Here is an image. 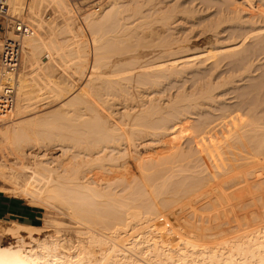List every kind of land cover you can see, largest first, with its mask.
<instances>
[{"label":"bare ground","instance_id":"obj_1","mask_svg":"<svg viewBox=\"0 0 264 264\" xmlns=\"http://www.w3.org/2000/svg\"><path fill=\"white\" fill-rule=\"evenodd\" d=\"M9 1V0H8ZM40 1H42V0H38L37 2L39 3ZM44 1V0H43ZM45 1H48V3L50 2L52 5H53V7L58 11V12H60V14H62V15H60V16H62V18H63V25L61 26L60 25V33H62L63 31V33H68L70 30H71V28L70 27H73L74 26V24L75 23H77L76 22V18H77V16H76V18H75V15L72 13V10H71V8H70V6H69V4H68V1L67 0H45ZM160 1V0H159ZM158 0H156V1H154V0H109V2H108V0H107V2H108V4L106 5V7H105V3L103 4L104 5V9H102V11L100 12V11H96V12H94V11H89V13H87L86 12V15L85 16H83L82 18L81 17H79L80 19H82V23H84L88 28H87V30H88V32L90 33H88V32H86V33H88L90 36H89V38L90 39H88L87 37H86V39H88L89 41H91L89 44H90V46L91 45H93V46H91V48H93L92 49V51L94 50H96L95 51V53H96V55L94 54V57L96 58V59H94V64H92L91 63V65H88L89 66V68L87 69L88 70V72H87V74H86V76L88 77L87 79H86V77H85V79L89 82L88 84L90 85H92V86H94V88H92V86H91V89L89 88V89H87L88 88V86H84L83 88L81 87V85L78 87V88H81V91H78V89L76 90V93H78V94H76L75 96H73L74 94L72 93V95L70 94V96H71V98H70V96H67L68 97V101L66 100V99H64L65 101H63L62 99H61V104L59 103L57 106H61L62 108H64L65 109V106H67L68 105V107L69 108H66L67 110L69 109V113L67 112L66 113V111L67 110H65V111H63V115L65 114V117H70L69 119H72L71 121H74L73 120V117H75V118H77L78 116H76V114H78V115H80V116H83V117H81L82 118V120L84 119V126H86V127H83V123H81V118H80V116H79V118H80V122L78 123V125L79 124H81V125H77V122L79 121H74V123L73 122H71L70 120L69 121H67L66 120V122H70V123H72L71 125H76L77 127H75V128H71L70 126V123H68L67 125H65L64 126V128H62V126L60 127V125H59V127H57V128H59V130H60V134H57V135H59V137H62V135L64 134V133H67L68 135H71V136H69L68 138L67 137H65L67 134H64L63 135V138H64V142L62 141V143L60 144L59 143V140H57V139H62V138H59V137H57V135H56V137L54 136H50V135H55L56 133H59L58 132V130H57V132L55 131L57 128H56V126H58V125H56V126H54L53 124L51 125L50 123H51V120H48V119H46V118H49L50 116H51V113L54 115V117H55V112L57 113V111H58V107H56V105H54L55 107H56V109L53 107V111H51V112H48L46 109H44L45 110V113L46 112H48L47 113V115H48V117H46L45 118V120H44V116L42 115V113L44 112L43 110V112L39 115V113L41 112H37L36 114H38V115H35V113H34V116L32 115V117H30V118H27V116H29V115H27L26 116V118H20L21 116H20V114H23L22 112L23 111H25L26 110V113H28L27 112V110L29 111L30 109H32V108H34L33 106H32V108L28 105V103H31V102H26V100L28 101V100H30V99H28L29 97L28 96H26L28 93H30V92H26V88H25V86L27 85L25 82V78L26 77H24L26 74H27V71L30 69V67L28 68V70L27 71H25L26 69L25 68H27V66H28V64L30 65V64H33L34 62H35V64H34V66H32L34 69L35 68H40V69H43V71H47L48 73H50L51 71V73L53 74L56 70L54 69L53 70V68H55V67H53V65H50V60H46V61H44V63H46L47 65V68L49 69H46V70H44L45 68H46V66L43 64V66L45 67V68H42V62L40 61V58H39V54H41V51H44V49H48L49 51H48V53L50 52V53H52L53 51H54V54H55V52H56V54H60L61 53V51L63 50V46L65 45V44H68V46H66L65 45V47L67 48H69V47H71V48H74L73 47V44H74V46H76V44H77V42H79L78 40L76 41V43L73 41V40H71L70 39V37H69V40L71 41V44L69 45V43H68V38H66V40H64V41H61V40H58V41H56L57 39L56 38H54V35H55V33H56V35H57V33H59V31L58 30H56L55 28H53V27H55V26H53V27H51L50 28V30H49V27H48V30L49 31H47L46 30V32H45V34L43 33V34H40V30L42 31V29H40L41 28V25H42V23L39 21V25L40 26H38L39 27V31H37V32H39L38 33V35L36 34L35 36L33 35V37L32 36H26L23 40V43H24V45H23V47H24V49H23V53H22V57H21V60H20V65H19V71H17V73H18V75L16 74V76H17V81H16V85H17V87H16V94H15V101H14V106H13V108H12V110L10 109V110H7L6 111V113H8V114H2V115H0V116H8L9 117V114L11 113V115H10V117H9V119H8V121H6L5 123H6V125L4 124V126H3V124H1L0 125V136L2 137V139H4L5 141L4 142H6V143H8V145L11 147V149H13V150H16L18 153H20V154H29V155H31L32 156V158H33V163H32V166H30L29 167V174H28V176L25 178L23 175H21V176H19V172L18 171H16V170H14L12 167H9V166H3V165H0V180H2L3 182H5L6 184H9L12 188H13V190H14V192H16L17 194H20V193H27V195L28 194H31L32 196L31 197H34V200L36 199V200H38V201H42V202H39V203H53V201H55V202H61L62 204H64L68 209H71V212L73 213L74 212V214L76 213L77 215H81V217L83 218V217H85L84 219H86V217L89 219H86V221H87V223H90L91 222V224L92 225H98L99 227L100 226H104L103 228H108V229H112L113 228V230L112 231H114V232H118V230L119 231H123V229H121V226L123 225L124 226V228L126 227V226H128V221L126 222V220L127 219H129L130 218V220L131 219H141V216L143 215V211H144V213L145 212H150L149 214H155V213H160L161 214V212L162 211H160L159 209H161L162 210V205H163V209L165 210V213L167 212V216L168 215H171V211L172 212H174V220H176V221H178V219H180V212L179 211H181L182 213H183V211L184 210H182V205H181V208H180V206L178 207L177 206V208L174 206V205H177V204H179L180 202L178 201V200H176V198L178 197V199H181V197H182V199H184L183 197H185V198H188L187 197V195H190V194H192V196H193V199H192V202H196V200H198L199 198H202V197H208V199H207V201H205L206 202V206L204 207L203 206V204H202V208L206 211H208V210H210L209 211V213H206V215L205 216H201V218L203 217V218H206V219H209V218H212L213 220H214V223L213 224H211L210 225V223H212V222H210L208 225H209V228H210V226H211V228H213L214 230H215V228H218L219 227V230H215L216 232H215V234H217L218 232H219V234H222L223 236H221V235H219L218 237H220L221 236V239H219L218 241H216L215 240V244H212V246H211V244H210V246H209V256H208V261L206 260V261H204V262H208V263H206V264H227V261H229L231 258H232V256H236V255H239L240 253H242V252H247L248 251V253H251V257H252V255H257L259 258H260V260H261V263H258V264H264V177H261V176H258V174H256V171H255V169L257 168V166H255V165H257L258 163H260V162H262L263 161V164H264V152H262L263 150L262 149H264V137H262L261 139L259 138L257 141L258 142H253V145H251L249 142V144H250V146L248 147V148H246L243 144L245 143V142H243V144H242V146H244V148L245 149H243V151L241 150L242 149V147H239L238 149H240V153H238V155H240L238 158H237V160L235 161V164H234V167L233 168H231V169H234L235 167H236V169L238 170V172L237 173H235V178H236V181L235 182H233L235 185L237 184L238 186H240V190H242V194L240 193L239 194V192L237 193V194H239V195H241V196H235L234 195V193H233V191L230 189V191H229V189H228V191L227 192H225V187L224 188H222V189H224V191H222V189L220 188V186H216V187H213L211 190H213V192L211 191V190H209L210 191V193H209V191L208 190H206V188H205V186H207L209 183H214L215 182V178H214V173L212 172V174H208L209 176L207 177V176H200V177H198L197 176V180L195 181V178H194V180H192V181H194V182H192L191 183V181H190V183L187 181V183H189V185H187V186H189L188 188L186 187V185H185V183H184V185H183V183H182V188H179L178 186L177 187H173V186H175V184L173 185V186H171V187H173V188H179L180 190H181V194L183 193V194H185V192H186V194H185V196H181L180 198H179V196L181 195H178L177 193H180V191H178L177 189H176V191H174L173 190V192L174 193H172V194H170L171 196H173V198H175L176 197V195H178L176 198H175V200L177 201V202H179V203H177V202H175V204L174 203H172L171 201V204H173L172 206H174L175 207V209H174V207H171L169 204H167V199H168V197L166 198V199H164V197L165 196H163L162 198V200H165V202L164 201H160V200H158V201H156L155 199H153V198H158L159 196H161V195H159L158 194V192H160V191H158L159 189L158 188H160L158 185H161V181H160V184H159V182H158V184L157 183H153V180L154 181H156L157 179L156 178H159L160 179V176L158 175L157 176V174H160V172L162 171V170H166V169H169V170H167L168 172H167V174L170 172V170H172V168L171 167H173V166H175L176 164H178V167H180L179 169H180V171H182V169L183 168H185V169H187V167L189 166L190 167V165L192 164L191 162H190V160L193 162V165H191L192 167L190 168V169H194V172L196 171L195 169H199V170H197L196 172L197 173H199V171H200V173H202V172H208L207 170L208 169H210V168H212V167H210V161H211V157H212V151L214 150V148H212L213 150L211 151V149H210V147H208L207 145H202L201 146V148H199V149H197L196 148V150L195 151H192L191 149L192 148H190V150H187V151H191V152H188L186 155H189L188 156V158H187V156L185 155V154H183V151H184V149H183V151H181V150H179L180 152H182V153H180L179 155L177 154V155H175V151H174V153H173V155L175 156H173V155H169V154H167V152L165 153V154H167L166 156H170V157H172L171 158V160H174V164L172 163V161H169V156H168V158H166V156L165 157H163V158H166L167 160H168V162H167V160L165 159H162L161 157L163 156H161L160 158L162 159V163H158V164H156V162H154V161H152L153 162V164H156L155 166H150V162L151 161H147L148 162V164H149V166H147L148 164H146V162H144V165H145V167H146V171L144 170V169H142L143 167L142 166H144L143 164H142V166H141V164H138V163H136V165H134V166H136L137 167V170H135V171H140V172H142V173H140V175L142 174V176H140V179L138 178V181H139V183L140 182H142L143 183V185H138V183H135V184H137L138 186H137V188H139V186H140V188L139 189H137V190H135L136 189V185L134 186L135 188L133 189L134 190V192L133 191H131V190H128L129 192H128V194H127V191H126V194H124V193H122V194H124V195H122V194H118L117 192V194L118 195H116V193L114 192H110L109 190H111V191H113V188L112 189H107V192L106 191H104L105 190V188H103V187H101V184H100V182H97L96 183V181H94V180H91V178H90V175H87L86 173L87 172H89L90 171V165H92V166H94V167H92V168H95V166L98 164V166H96L97 168H100V169H105V168H107V167H109V165H114L115 166V164L117 165V164H123L124 162H125V155L127 154V152H128V148L130 147V145L131 144H133V147L134 148H138V146H139V144H138V146H137V143H139V142H137L136 141V139H140V140H143L142 138H146L147 136L149 137V135H154V136H157V137H159V136H164V135H166V132L167 131H169L170 129V126H169V123H168V121L170 122L171 120H172V118H173V120L175 121H173L172 120V123L171 124H173V123H177L176 122V120L178 121L179 120V123H180V121H181V124H185V120H187L186 118L184 119V117H183V119H181L182 117H180L181 115H183V113H182V111H183V109H181L179 112H177L176 111V106H177V103L179 104V103H181V102H176L177 100H176V98L177 97H175V99H174V97H172V96H170V97H172L171 99H172V101H173V99L175 100V101H173V102H176V105H174L173 104V102H172V104L174 105V108H172L173 107V105L172 106H170V104H169V106H170V110H168L167 112H165V110H166V107H167V109L169 108V106L167 105L168 104V102H170L169 100H171V99H169L168 97V99H167V104L166 105H163V104H165L164 102V100H166V99H164V100H161V99H159L160 97H163L162 95L161 96H159V98H158V96L157 97H152V96H148L150 93H147L148 92V90L147 89H140L141 88V86H140V90H138L137 89V87L135 88V86H138V85H135L134 86V84L137 82V79L135 80V76H139L140 75V79L142 80V78L144 79L145 78V76L149 79V81H155V82H153L152 83V85H153V87H154V83H156V81L157 82H159L158 84H160V82L162 81V79L164 78L165 79V77H169L173 72H172V68L171 67H173L174 68V64H173V66H168V64L167 65H165L164 66V64H165V62H168V60H169V64H171L172 65V61L173 60H171L172 58H171V56H173L174 54H177V52H178V50L180 49V50H182L181 48L182 47H185L186 45L185 44H183V43H181L182 41L177 37V38H175L174 36V24H175V22H176V24L179 22L178 20L180 19V17H181V19H180V21L182 20V19H185L187 16V14L186 13H189V14H193L194 12V10H193V8L192 9H190L189 10V8H187L186 6L184 7V6H182L181 4L179 5H175L174 6V8L173 7H171V8H169V5H168V3L166 4H164V5H162V0L160 1V5L159 4H157L158 2H159ZM212 1V0H211ZM224 1V0H223ZM230 1V0H229ZM228 1V2H229ZM232 1V0H231ZM230 1V2H231ZM236 1V0H235ZM239 2H240V0H238ZM243 1H245V0H243ZM247 1V3H249L248 5H249V7H247L248 9H244L242 6L245 4H243L241 7H242V10H240L241 8L239 7V8H236V4H237V1H236V4H235V9H233V7L232 6H234V5H232L231 6V4H229V9H230V6H231V8L232 9H228V8H226L227 9V13H228V15L226 16L225 15V12H220V11H218V12H220L221 14H220V16L221 17H218V18H216L214 21H212V23H210V25L209 24H205V25H208V28L204 25V26H202V28L203 27H206V29L205 28H201L202 30L201 31H203L204 30V33L206 32V31H212V33H214V36L213 37H210V36H212L213 34L212 33H210V34H212V35H210V36H208V35H206V38L208 37L209 39L211 38H215V39H217L218 37H217V35L216 34H218V33H220V34H218V36H220L221 35V32H223L222 31V29H221V31H220V25L222 24V22H224L225 23V21H228V22H231V21H234L236 24V27H239L240 28V32H241V34L240 35H238V37L240 36V38L238 39V40H240L241 42L242 41H244L245 39H249V37H253V38H255V37H259V38H261V39H263L264 38V36H258L257 35V33L258 34H260L261 32H262V30L264 29V8H262V6L260 5V4H256V1H254V0H246ZM260 1H262V2H264V0H260ZM20 2H21V0H10V7H11V5L14 7V5H16V6H19L20 5ZM37 2H36V4H37ZM163 2H165V1H163ZM184 2V1H183ZM229 2V3H230ZM232 2H234V1H232ZM231 2V3H232ZM258 2V1H257ZM19 3V4H18ZM21 3H23V2H21ZM41 3V2H40ZM49 3V4H50ZM182 3V2H181ZM190 3H192V2H190ZM201 3H203V2H201ZM235 3V2H234ZM36 4H32V6L33 5H36ZM44 4V3H43ZM157 4V5H156ZM177 4V3H176ZM208 4V3H207ZM227 3H224V5H226ZM238 4H240V3H238ZM262 4V3H261ZM46 5V4H45ZM52 5H50V6H52ZM73 5H76V4H73ZM162 5V6H161ZM189 5V4H188ZM196 5V4H195ZM221 6H222V4H220ZM219 5V6H220ZM241 5V4H240ZM264 5V4H263ZM22 6H23V4H22ZM22 6H20V8L22 7ZM27 6H29V4L27 5ZM159 6H161L162 7V9H160V10H164V8L166 9L167 8V6H168V8H167V10H165V11H163V12H161V14H160V16H158L157 15V13H156V15L154 14V10L156 9H159L160 7ZM171 6V5H170ZM192 6V5H191ZM226 6H228V4L226 5ZM26 7V6H25ZM29 7H31V6H29ZM39 8H40V4H39V6H38ZM37 7V8H38ZM84 7V6H83ZM91 7V6H90ZM134 7V8H133ZM210 7V6H209ZM238 7V6H237ZM246 7V6H245ZM15 8H17L18 9V11L20 10L18 7H14V9L13 8H11V9H13L12 11H16V12H18L17 10H15ZM33 8H35L37 11L38 10H40L39 8L37 9L35 6L33 7ZM76 8H79V7H76ZM101 8H103V7H101ZM143 8H146L145 10L146 11H149L148 12V15L146 16V15H144V12L145 11H143ZM195 8V7H194ZM204 8V7H203ZM222 8V7H221ZM225 8V7H224ZM28 9V8H27ZM42 9V8H41ZM94 9V8H93ZM218 9H219V7H218ZM22 10V9H21ZM29 10H31L30 8H29ZM77 10V9H76ZM128 10H129V12H128ZM11 11V12H12ZM24 11H26V10H24ZM32 11L33 10H31V11H29L28 13H26V14H28V16L31 14V16H32V14H33V16H34V14H35V10L33 11L34 13H32ZM150 11L152 12L151 14H149L150 13ZM192 11V12H191ZM197 11V10H196ZM195 11V12H196ZM217 11V10H216ZM225 11V10H224ZM9 12V11H8ZM15 12V13H16ZM20 13H22V14H25V13H23V12H21V11H19ZM77 13H78V11H76ZM127 13V16L128 17H125V15L123 14V13ZM156 12V11H155ZM160 12V11H159ZM199 12H201V11H199ZM245 12V13H244ZM37 13V12H36ZM39 13V12H38ZM181 14V16H179L180 14ZM244 13V14H243ZM11 14V13H10ZM14 14V13H13ZM22 14H20V15H22ZM85 14V13H84ZM147 14V13H146ZM159 14V13H158ZM185 16H184V15ZM202 14V13H201ZM219 14V13H218ZM150 15V16H149ZM155 15V16H154ZM24 16V15H23ZM152 16V17H151ZM159 18H158V17ZM191 16H193V15H191ZM35 17V16H34ZM134 18V21H136V20H139V21H141L142 19L143 20H145V18H147L148 17V22H149V19L150 20H152L153 21V23L154 24H156L155 22H159V21H157L158 19L162 22V24L160 23V29H161V31H166L168 28L171 30H167L168 32L167 33H171V37L169 38V36L170 35H164V33L165 32H161L160 31V29L159 28H156L155 26H157V25H155L154 27H155V29H159V31L160 32H156V31H158V30H156L155 31V29H153V28H149V27H151V26H149L148 27V24L149 23H147V21L145 20L144 22L143 21H141V24H137L139 27H142L143 29H144V27L146 28V29H148V30H145L144 29V31L146 32L147 31V34L144 32V31H142V34H141V37L142 36H144L145 34L146 35H148L147 36V38H149V37H157L160 33L162 34L161 35V37H163V35L165 36L164 37V39L162 38V39H160L159 37L160 36H158L157 38H159L158 40H159V42H157V44H155V43H153V44H155V46L152 44V43H150V45L152 46V47H156V48H150V49H148V47H149V43L148 44H143L142 43V45H140L141 44V42L140 41H137V43H135L134 44V42L133 41H135L136 42V40H131L130 38L131 37H129L127 40H130V41H128L127 43H126V41H125V43H123V45L121 46V48H123L124 50L126 49V50H130V52L132 53L131 55H132V57H130L131 55H130V52L129 51H127V53L130 55V56H128V54L126 55V53H124V52H126V50L124 51V52H122L123 50H121V48H120V46H118L117 48H118V51H111V49H114V48H109L110 49V51H107L108 53L107 54H110L111 52H113L112 54H114V52L115 53H118V52H120V53H118L117 55H119V56H117L116 54H114V55H112L113 57L114 56H117V57H112V59L111 60H108V61H103V60H101V58H102V56H104L102 59H107L106 57V53H105V51H103L104 52V54L105 55H101L100 56V52H99V50H101V48L104 50V48L106 47L105 45H108L109 44V42L111 43V39L110 38H112V40L114 39L115 40V37L117 38L116 40H120V39H122V38H120V39H118L119 37H120V35H121V37H122V34L123 33H125V34H128V36H131L132 35V33L131 32H128V29L130 30V28L132 27V26H130V28H128L127 29V27L126 26H128L130 23H127V24H124L126 21H131V20H133V18ZM154 17V18H153ZM155 17H156V19H155ZM188 17H190V15H188ZM187 17V18H188ZM195 17V16H194ZM25 18V17H24ZM23 18V19H24ZM27 18V17H26ZM37 18V17H36ZM123 18V19H122ZM126 18H129L128 20H126ZM130 18H132V19H130ZM193 18V17H192ZM32 19V18H31ZM121 19H122V21H121ZM125 19V20H124ZM141 19V20H140ZM190 19H191V17H190ZM203 19V18H202ZM44 20V19H43ZM77 20H78V18H77ZM119 20V21H118ZM155 20V21H154ZM194 20V19H193ZM208 20V19H207ZM120 21H121V23H120ZM151 21V22H152ZM178 21V22H177ZM184 21V20H183ZM182 21V22H183ZM191 21H192V19H191ZM30 22V21H29ZM38 22V21H37ZM211 22V21H210ZM41 23V24H40ZM52 23V22H51ZM79 23H81V22H79ZM124 24V25H126L125 27H124V25H122L123 26V28L121 29L120 28V30H118V28L119 27H121V26H119V24ZM142 23H143V26H140V25H142ZM146 23V24H145ZM33 24V23H32ZM55 24V23H54ZM78 24V23H77ZM83 24V25H84ZM134 24V23H133ZM151 25H152V23H150ZM153 24V25H154ZM159 24V23H158ZM175 24V25H176ZM183 24V23H182ZM227 24H229V23H227ZM80 25V24H79ZM79 25H78V32L80 31L79 29ZM111 27H110V26ZM136 25V26H137ZM145 25H147V26H145ZM184 25V24H183ZM235 25H234V27H235ZM48 26H50V24H48ZM107 28H106V27ZM135 26V25H134ZM162 26V27H161ZM177 26H178V24H177ZM176 26V27H177ZM179 26H180V24H179ZM232 26H233V24H232ZM231 26V27H232ZM35 27H36V25H35ZM75 27V26H74ZM82 27V26H81ZM167 29H166V28ZM175 27V28H176ZM197 27V26H196ZM227 27V26H226ZM37 28V27H36ZM70 28V29H69ZM76 28V27H75ZM103 28H105V29H107L105 32H104V30L105 29H103ZM115 28H116V30L118 31V32H121V31H123V29L125 30V28L127 29V30H125V31H127V32H121L122 34H120V33H118L116 30H115ZM133 28V27H132ZM200 28V27H199ZM222 28V27H221ZM47 29V28H46ZM103 29V30H102ZM108 29L110 30V33H107V31H108ZM111 29H112V31H111ZM163 29V30H162ZM166 29V30H165ZM186 29V28H185ZM61 30H62V32H61ZM76 30H77V28H76ZM75 30V31H76ZM98 30H100V31H98ZM115 30V31H114ZM134 30V29H133ZM136 30V29H135ZM206 30V31H205ZM224 30V29H223ZM259 30H261V31H259ZM72 31H73V29H72ZM82 31H84V30H82ZM132 31V30H131ZM170 31V32H169ZM173 31V32H172ZM176 31V30H175ZM210 31V32H211ZM36 32V31H35ZM99 32V33H98ZM101 32H103L105 35H103ZM114 33V34H112V33ZM116 32V33H115ZM77 33V32H76ZM131 33V35H129ZM145 33V34H144ZM200 33V32H199ZM203 33V34H204ZM256 33V34H255ZM78 34V33H77ZM82 34H83V32H82ZM99 34H100V36L101 37H99ZM109 34V35H108ZM118 34V35H117ZM192 34V33H191ZM262 34V33H261ZM260 34V35H261ZM62 35H64V34H62ZM69 35V34H68ZM110 36L111 35V37L109 38L108 36ZM112 35H114L113 37H112ZM188 35V34H187ZM255 37H254V36ZM263 35H264V33H263ZM84 36V35H83ZM103 36V37H102ZM124 36H127V35H124ZM123 36V37H124ZM178 36V35H177ZM9 37V36H8ZM57 37V36H56ZM106 37L107 38H109V39H106ZM132 37H133V35H132ZM140 36H139V38H141ZM146 37V36H145ZM182 37V36H181ZM204 39H205V37L204 36H202ZM235 37H236V35H235ZM48 38V39H47ZM105 40V42L103 41V39ZM134 38V37H133ZM138 38V37H137ZM143 38V37H142ZM146 38V39H147ZM165 38H167L166 39V41H165ZM231 38V37H230ZM237 38V37H236ZM256 38V39H257ZM258 38V39H259ZM56 39V40H55ZM61 39V38H60ZM85 39V40H86ZM101 39H102V41H101ZM135 39V38H134ZM169 39V40H168ZM185 39V38H184ZM203 39V40H204ZM209 39H206V40H208V42H209ZM234 39L235 38H233V41H234ZM260 39V40H261ZM68 40V41H67ZM106 40L108 41V43L106 42ZM114 40H113V42H114ZM122 40H124V39H122ZM125 40H126V37H125ZM138 40H141V39H138ZM149 39H147V41H148ZM150 40L152 41V40H157L156 38H154V39H152V38H150ZM161 40V41H160ZM162 40H164V42L162 41ZM183 40V39H182ZM196 40V39H195ZM202 40V39H201ZM235 40H237V39H235ZM264 40V39H263ZM263 40L262 41H259V42H257L256 44L254 43L253 45H252V48L253 49H255L256 47H258L257 45H261V43L262 44H264V42H263ZM87 41V40H86ZM121 41V40H120ZM145 41V40H144ZM181 41V42H180ZM185 41V40H184ZM57 42H59V43H57ZM66 42V43H65ZM88 42V41H87ZM87 42H85L84 40H82L79 44H77V46L74 48V50H70V48L67 50L66 48H65V50H66V54L63 52V54H65L66 56L67 55H70V53L72 54V53H74V56L76 55L77 56V54H79L80 56H82L83 54H85V52H86V48H88L86 45L88 44ZM105 43V44H102V43ZM112 42V43H113ZM124 42V41H123ZM143 42V41H142ZM146 42V41H145ZM154 42V41H153ZM163 42V43H162ZM214 42V41H213ZM212 42V43H213ZM216 42H217V40H216ZM216 42H214V43H216ZM240 42V43H241ZM111 43V44H112ZM114 43H116V45H121L120 43H118L117 44V42L115 41ZM113 43V44H114ZM139 43V44H138ZM190 43V42H189ZM210 43V42H209ZM223 43V42H222ZM242 43H245V42H242ZM250 43V42H249ZM126 46H125V45ZM136 44H138L139 46H136ZM159 44H161V46L159 45ZM204 44H205V42H204ZM221 44V43H220ZM226 44V43H225ZM72 45V46H71ZM115 45V44H114ZM113 45V47H115ZM146 45H148V46H146ZM156 45H159V47L160 48H158V46H156ZM193 45V44H192ZM101 46V47H100ZM103 46H104V48H103ZM127 47V48H125V47ZM134 46V47H133ZM145 46V48H147V49H142L143 47ZM150 46V47H151ZM189 46H191V45H188V46H186V47H189ZM233 46V45H232ZM261 46H263V48H264V45H261ZM129 47V48H128ZM132 47V48H131ZM136 47H138V48H136ZM185 47V48H186ZM226 47V46H225ZM228 47V46H227ZM62 48V49H61ZM98 48V49H97ZM107 48V47H106ZM105 48V49H106ZM141 48V49H140ZM233 48V47H232ZM231 48V49H232ZM56 49H58V50H60L61 49V51H58L57 52V50ZM116 49V48H115ZM131 49L133 50V49H135L133 52L131 51ZM177 49V50H176ZM225 49V48H224ZM223 49V50H224ZM51 50H52V52H51ZM56 50V51H55ZM70 50V51H69ZM88 50H89V48H88ZM91 50V49H90ZM89 50V51H90ZM108 50V49H107ZM117 50V49H116ZM155 50H158V51H156L157 53L159 52V55H160V53L162 52V55H160L161 57L163 56V55H165L166 56V58H164V57H162V59H161V57H160V59H158V57L157 58H154V57H152V56H150V53L152 52L154 55H155V57L156 56H158V54H156V52H155ZM176 50V51H175ZM187 50V49H186ZM209 50V49H208ZM228 50V49H227ZM248 50V49H247ZM67 51H69L70 53L68 54V52ZM210 51V50H209ZM208 51V52H209ZM221 51V50H220ZM230 51V50H229ZM252 51V50H251ZM88 52V51H87ZM102 52V53H103ZM110 52V53H109ZM155 52V53H154ZM176 52V53H175ZM260 52V51H259ZM49 53V54H50ZM94 53V52H93ZM121 53H124V55H126V56H121L120 57V55H121ZM164 53V54H163ZM178 53H185V51H182V52H178ZM210 53H211V51H210ZM217 53H218V51H217ZM233 53V52H232ZM247 53V52H246ZM49 54H47V55H49ZM53 54V53H52ZM55 54V55H56ZM63 54H60V55H62V56H64ZM187 54V53H186ZM185 54V55H186ZM245 54V53H244ZM243 54V55H244ZM46 55V54H45ZM54 55V56H55ZM59 55V56H60ZM78 55V58L80 57ZM111 55V54H110ZM144 55H146L147 57H151V59L152 60H154V59H157V60H160V61H156V62H154V64L155 63H158L157 65H161L162 63H164L163 64V66L161 67V68H159L158 69V71H154V73L155 72H160V74H157V73H155V74H157L156 75V77H150L149 75H147V70H145V72L143 71L142 73H143V75H141V74H137V73H135V74H131L132 73V71L131 70H135V69H140L139 67H143V65L144 64H146L148 61H150V62H152L153 63V61L151 60V59H147V57L145 58L144 57ZM153 55V56H154ZM183 55V54H182ZM184 55V56H185ZM53 56V55H52ZM71 56H73V54L72 55H70V57ZM106 56V57H105ZM142 56H143V61H144V59H145V61H144V63L142 62V60L140 59V58H142ZM177 55H174L173 57V59H175V58H177L176 57ZM180 56V55H179ZM184 56H182L183 58H185ZM238 56V55H237ZM260 56V55H259ZM61 57V56H60ZM65 57V56H64ZM83 57H85L84 55H83ZM87 57V56H86ZM110 57V56H109ZM187 57H188V55H187ZM238 57H240V56H238ZM237 57V58H238ZM242 57V56H241ZM245 57V56H244ZM50 57H47L46 59H49ZM82 58V57H81ZM93 58V57H92ZM164 58V59H163ZM188 58H190V57H188ZM198 58V57H197ZM196 58V59H197ZM51 59V58H50ZM55 59V58H54ZM109 59V58H108ZM129 59V60H128ZM180 58H178V60H179ZM187 59V58H186ZM240 59H242V58H240ZM53 59H51V61H52ZM76 60V59H75ZM82 60H84V58L82 59ZM82 60H80V61H82ZM129 62H128V61ZM131 60V61H130ZM171 60V61H170ZM177 60V59H176ZM182 61H183V59H181ZM185 60V59H184ZM201 60V59H200ZM54 61V60H53ZM57 61H59V60H57ZM62 60H60V62H61ZM65 61V60H64ZM64 61H62V63L64 62ZM92 61H93V59H92ZM105 62L106 64H105V66H107V67H109L110 69H112L111 71H108V70H110L109 68L108 69H106V71L104 72V70H105V68H107V67H103V69L104 70H101L100 71V67H102V65H104V63L103 62ZM175 61V60H174ZM50 62V63H49ZM79 62V61H78ZM86 62V60L84 61V63ZM148 63V64H152V63ZM176 62V61H175ZM185 62V61H184ZM183 62V63H184ZM187 62V61H186ZM189 62H190V59H189ZM188 62V63H189ZM201 62V61H200ZM49 63V64H48ZM62 63H59L60 65L62 64ZM103 63V64H102ZM187 63V64H188ZM51 64H53V62L51 63ZM82 64H83V61L81 62V66H82ZM147 64V65H148ZM176 64V63H175ZM200 64H202V63H200ZM50 65V66H49ZM58 65V64H57ZM84 65V68L83 69H85V67H86V65L85 64H83ZM156 65V64H155ZM199 65V64H198ZM203 65V64H202ZM53 68H52V67ZM178 66V65H177ZM31 67V68H32ZM83 67V66H82ZM145 67H147V66H145ZM51 68V69H50ZM168 68L169 69H172L171 70V74H167V73H170V70L168 71ZM184 68H185V66H184ZM25 69V70H24ZM57 69V68H56ZM82 69V70H83ZM149 69H151V68H149ZM176 69V68H175ZM194 69V68H193ZM69 70V69H68ZM75 70V69H74ZM81 70V71H82ZM86 70V71H87ZM133 70V71H134ZM142 70V69H141ZM154 70H157V69H154ZM178 70V69H177ZM180 70H182V69H180ZM186 70V69H185ZM190 70V69H189ZM131 71V73H128V72H130ZM151 71V70H150ZM166 71H168V72H166ZM176 71V70H175ZM83 72V71H82ZM81 72V73H82ZM134 72H136V71H134ZM165 72V73H164ZM247 72V71H246ZM50 73V74H51ZM79 73V72H78ZM138 73H140V72H138ZM176 73H177V71H176ZM178 73H179V71H178ZM46 74V73H45ZM50 74L48 75L49 77H51L50 76ZM51 74V75H52ZM83 74H84V72H83ZM95 74V75H94ZM103 74H105V75H108V77L107 78H104L103 77ZM137 74V75H136ZM175 74V73H174ZM182 74V73H181ZM215 74V73H214ZM104 75V76H105ZM110 75L112 76V77H110ZM38 76V75H37ZM43 76H45V75H43ZM101 76V77H100ZM142 76H144V77H142ZM154 76V75H153ZM231 76V75H230ZM47 77V76H46ZM65 77V76H64ZM80 77V76H79ZM180 77V76H179ZM0 78H1V70H0ZM48 78V77H47ZM57 78V77H56ZM56 78L54 79L53 77H51L50 79L52 80V79H54L55 81H56ZM81 78H82V76H81ZM137 78V77H136ZM154 78H156V79H154ZM211 77L209 76H207V79L206 78H204V79H206V81L203 83V84H201V82L197 85V88L195 89V90H197L198 92H196V94L197 93H200V96H199V99H201V97H204V98H208L210 95H211V92H212V90H214L213 88H214V82L212 81V78L210 79ZM35 79H37V78H35ZM85 79H84V82H85V84H86V81H85ZM167 79V78H166ZM203 79V78H202ZM46 80H48V79H46ZM53 80V81H54ZM57 80H58V78H57ZM70 80V79H69ZM131 80H134V81H131ZM28 81V80H27ZM49 81V80H48ZM62 81H63V79H62ZM75 81V80H74ZM145 81V79L144 80H142V82H144ZM201 81V80H200ZM47 82V81H46ZM83 82V81H82ZM83 82V83H84ZM130 82H132L131 84H130ZM134 82V83H133ZM197 82V81H196ZM29 83V82H28ZM45 83V82H44ZM57 83V82H56ZM59 83V82H58ZM82 83V86L83 85H85V84H83ZM138 83H141V81H139ZM147 83H149V82H147ZM1 84H2V82H1V80H0V87H1ZM30 84V83H29ZM28 84V85H29ZM63 84V83H62ZM143 84H145V83H143ZM40 85V84H39ZM47 85V84H46ZM54 85H55V83H54ZM146 85V84H145ZM148 85V84H147ZM149 85H151V84H149ZM56 86V85H55ZM159 86V85H158ZM262 86V85H261ZM57 87V86H56ZM62 87V90H64V89H66L65 87L63 88V86H61ZM60 87V88H61ZM95 87H98V88H95ZM149 87V86H148ZM30 88V87H29ZM33 88V87H32ZM58 88V87H57ZM84 88H85V90H84ZM143 88V87H142ZM150 88V87H149ZM162 88V87H161ZM34 89V88H33ZM33 89H30V90H33ZM42 89V88H41ZM53 89V88H52ZM56 89V88H55ZM68 89H70V88H68ZM67 89V90H68ZM83 89V90H82ZM157 89V88H156ZM163 89V88H162ZM256 89V88H255ZM29 90V89H28ZM80 90V89H79ZM87 90H92V91H88L87 92ZM152 90V89H151ZM194 90V89H193ZM192 90V91H193ZM34 91V90H33ZM32 91V92H33ZM70 91L72 92V90L70 89ZM74 91H75V89H74ZM159 91V90H158ZM184 91V90H183ZM35 92H36V90H35ZM61 92H63V93H65L64 91H61ZM70 92V93H71ZM194 92V91H193ZM192 92V93H193ZM27 93V94H26ZM34 93V92H33ZM63 93H59L58 94V92H57V94H58V96L56 97V98H59ZM69 93V90H68V92H66L65 94H68ZM75 93V92H74ZM184 93H186V92H184ZM183 92H181L180 94H179V100H182L181 99V97L182 96H185V95H182V94H184ZM191 93V94H192ZM56 94V95H57ZM64 94V95H65ZM147 94V95H146ZM163 94V93H162ZM165 94V93H164ZM190 94V95H191ZM194 94V93H193ZM192 94V95H193ZM196 94H195V96H196ZM55 95V94H54ZM64 95H62V96H64ZM166 95H167V93H166ZM170 95V94H169ZM191 95V96H192ZM29 96H30V94H29ZM36 96V95H35ZM53 96V95H52ZM72 96H73V98H72ZM177 96V95H176ZM28 97V98H27ZM32 97V96H31ZM165 97V96H164ZM186 97V96H185ZM36 98V97H35ZM70 98V99H69ZM188 98V97H187ZM192 98V97H191ZM210 98H212L211 96H210ZM32 99V98H31ZM195 99V98H194ZM198 99V100H199ZM79 100V101H78ZM161 100V101H160ZM186 100H188V99H186ZM191 100V99H190ZM196 100V99H195ZM208 100V99H207ZM76 101V102H75ZM77 101L79 102V104L81 103V105H79L78 103H77ZM193 101V100H192ZM201 101V100H200ZM202 101H203V98H202ZM205 101V100H204ZM210 101V100H209ZM170 102V103H171ZM189 102V100L187 101V103ZM191 102V101H190ZM188 103V106H191V103ZM193 102H195V101H193ZM207 102V101H206ZM49 102H47V104H48ZM51 103V102H50ZM68 103V104H67ZM70 103H74L73 104V106H75V103L77 104L76 105V107H74L73 108V106H72V108H71V105L72 104H70ZM198 103H200V102H196V104L198 105ZM205 103V102H204ZM209 103V102H208ZM210 103H211V101H210ZM195 103H193V108H194V105ZM196 105V106H197ZM46 106V105H45ZM77 106H80V107H77ZM163 106H166L165 108H163ZM195 106V107H196ZM199 106H201V105H199ZM206 106V105H205ZM204 106V107H205ZM28 107H30L29 109H25V108H28ZM40 107H42V106H40ZM60 107V111L61 110H63L62 108ZM81 107H83V110H81L82 108ZM181 107H183V106H181ZM179 105H178V107L177 108H181ZM192 107V106H191ZM252 107V106H251ZM76 108H79V110L77 109V111H76ZM202 108V107H201ZM36 109H39V108H36ZM42 109V108H41ZM131 109H133V110H131ZM189 109V108H188ZM229 109V108H228ZM75 110V111H74ZM103 110H105L106 112H108L107 114L103 111ZM236 110V109H235ZM80 111V112H79ZM170 111H171V113H170ZM188 111V110H187ZM229 111V110H228ZM31 112H32V110H31ZM65 112V113H64ZM77 112H79V113H77ZM82 112V113H81ZM163 112L164 113H166L165 115L163 114ZM192 112H193V110H192ZM254 112H256V111H254ZM25 113V112H24ZM33 113V112H32ZM50 113V114H49ZM61 113V114H60ZM73 115H71V114ZM75 113V114H74ZM197 113H199V112H197ZM239 113V112H238ZM58 114L59 115H61L62 116V112H58L57 113V115L56 116H58ZM196 114V113H195ZM200 114V113H199ZM45 115V114H44ZM46 115V116H47ZM53 115H52V117L51 118H53ZM68 115H70V116H68ZM162 115H163V117H162ZM184 115H185V113H184ZM188 115V114H187ZM192 115V114H191ZM204 115V114H203ZM251 115V114H250ZM249 115V116H250ZM6 116V117H7ZM42 116V117H41ZM7 117V118H8ZM60 117V116H59ZM170 117H172V118H170ZM236 117V116H235ZM247 117V116H246ZM56 118V117H55ZM62 118H64L63 116H62ZM78 118V119H79ZM87 119V122H88V125H90L91 126V124H92V126L90 127V128H92V130H89L90 128L89 127H87L88 125H85V122H86V119ZM189 118V117H188ZM205 118V117H204ZM207 118H208V116H207ZM249 118H251V120H252V122H253V118L252 117H247V122H249ZM1 119V118H0ZM2 119H6V118H2ZM59 119V118H58ZM65 119V118H64ZM64 119H62V121L64 120ZM48 120V123L49 124H47V122H44V121H47ZM54 120H56V119H54ZM203 120V119H202ZM57 121H59V120H57ZM61 121V122H62ZM116 121L118 122V123H116ZM162 121V122H161ZM184 121V123H182ZM205 121V120H204ZM255 121V120H254ZM1 122V121H0ZM3 122V121H2ZM87 122H86V124H87ZM159 122V125H153V123H158ZM251 122V123H252ZM256 122V121H255ZM258 122V121H257ZM261 122V121H260ZM264 122V121H263ZM263 122H261L260 123V125L263 123ZM4 123V122H3ZM120 123V124H119ZM168 123V124H167ZM193 123V122H192ZM202 123H203V121H202ZM259 123V122H258ZM257 123V124H258ZM44 124H46V125H44ZM57 124H59V123H57ZM170 124V125H171ZM199 124H201V123H199ZM48 125L50 126H52V132H54V133H49L51 130V127L49 128L48 127ZM248 125H250V124H248ZM247 125V126H248ZM253 125H255V124H253ZM264 125V124H263ZM53 126L55 127L54 129H53ZM67 126H69V129L71 128L72 130H74L73 132H70L69 131V129L67 130V131H65L64 129L66 128H68ZM83 128H82V127ZM174 126V125H173ZM186 126V125H185ZM202 126V125H201ZM239 126V125H238ZM243 126H244V123H243ZM245 126H246V122H245ZM46 127L48 128V129H46ZM202 127H204V126H202ZM212 127V126H211ZM210 127V128H211ZM234 127V126H233ZM254 127V126H253ZM257 127V126H256ZM263 128V126H260V127H258V128ZM80 128H82L81 130H80ZM88 128V129H87ZM201 128V127H200ZM238 128V127H237ZM242 128V127H241ZM245 128H247V127H245ZM251 128V127H250ZM255 128V127H254ZM253 128V129H254ZM257 128V129H258ZM64 130L65 132H62V130ZM85 129H87L88 131H86ZM169 129V130H168ZM172 130H173V127L171 128ZM193 129V128H192ZM218 129V128H217ZM239 129V128H238ZM252 129V128H251ZM252 129V130H253ZM256 129V128H255ZM48 130H50V131H48ZM71 130V131H72ZM207 130V129H206ZM210 130V129H209ZM235 130V129H234ZM249 130V129H248ZM48 131V132H47ZM77 131H78V134H77ZM79 131H83L82 133L81 132H79ZM90 131H92V133H90ZM205 131V130H204ZM211 131V130H210ZM213 131V130H212ZM221 131V130H220ZM219 131V132H220ZM232 131V130H231ZM240 131V130H239ZM247 131V130H246ZM62 132V133H61ZM69 132L71 133V134H69ZM85 132H88V134L87 133H85ZM95 132V133H94ZM170 132V131H169ZM168 132V133H169ZM173 132V131H172ZM207 132V131H206ZM50 134L49 135V137L46 135L45 136V134ZM74 134V136H73V134ZM94 133V134H93ZM167 133V134H168ZM174 133V132H173ZM193 133V132H192ZM208 133V132H207ZM62 134V135H61ZM76 134H77V136H76ZM81 134V135H80ZM87 137V135L89 136V134H91L90 135V137H87V139L88 138H90L91 140L89 141L90 142V144L92 145V143H94V142H92V139H94L95 138V140H102V141H98V142H95V146H94V144L92 145V146H90V144L88 143L87 144V146L89 147H87L86 146V144H85V142L87 143V141H86V139H85V136ZM96 134V135H95ZM99 134V135H98ZM103 134V135H102ZM188 134V133H187ZM194 134V133H193ZM203 134V133H202ZM261 134H264L263 132L261 133ZM67 135V136H68ZM101 135V136H100ZM213 135V134H212ZM245 135V134H244ZM76 136V137H75ZM82 136H84V137H82ZM209 136V135H208ZM218 136V135H217ZM253 136V135H252ZM252 136L250 137H247L246 139H248V138H251L252 139ZM264 136V135H263ZM50 139H52V138H54V140H55V138H56V140L54 141L53 139V141L51 140V142H53V146H55V142L57 141V144H58V146H60L61 147V153L59 154V155H55V153L53 152V151H49L48 149H52L53 148V146H52V143H51V146H52V148L51 147H49L50 146V141L48 140V138ZM98 137V138H97ZM156 137V138H157ZM199 137H200V135H199ZM206 137V136H205ZM244 137V136H243ZM245 137H246V135H245ZM244 137V138H245ZM253 137H257L256 135L255 136H253ZM259 137V136H258ZM257 137V138H258ZM261 137V136H260ZM47 138V139H46ZM171 138V137H170ZM201 138H202V136H201ZM238 138V137H237ZM68 139V140H67ZM158 139V138H157ZM198 139V138H197ZM200 139V138H199ZM206 139H208L209 140V138H206ZM243 139V138H242ZM246 139H243V140H246ZM251 139H249V141L251 140ZM254 139V138H253ZM256 139V138H255ZM46 140H48L49 141V143H48V141H46ZM63 140V139H62ZM140 140H138V141H140ZM159 140V139H158ZM171 140V139H170ZM169 140V141H170ZM192 140H194V139H192ZM236 140V139H235ZM168 141V142H169ZM172 141V140H171ZM170 141V142H171ZM175 141V140H174ZM197 141V140H196ZM202 141V140H201ZM204 141V140H203ZM219 141V140H218ZM254 141V140H253ZM256 141V140H255ZM1 142H3V140L1 141ZM3 142V143H4ZM100 142H102V143H100ZM141 142V141H140ZM173 142V141H172ZM193 142H195V141H193ZM206 142V141H205ZM215 142V141H214ZM234 142V141H233ZM241 141H240V143H242ZM251 142V141H250ZM47 143H48V145H47ZM144 143V142H143ZM143 143H141V144H143ZM198 143V142H197ZM212 143V142H211ZM218 143V142H217ZM5 144V143H4ZM171 144V143H170ZM169 144V145H170ZM203 144H205V143H203ZM246 144V143H245ZM175 145V144H174ZM241 145V144H240ZM247 145V144H246ZM3 146V145H2ZM123 147L124 148V150H125V152H126V154H125V152L124 151H122V148L119 150V152L120 151H122V154H125L124 156H120V154H121V152H120V154L118 153V154H113L112 153V156L110 155H108L109 153H108V151H110V152H112L113 150H115V152L117 153V148L118 147ZM129 146V147H128ZM132 146V145H131ZM136 146V147H135ZM166 147H167V145H165ZM181 146V145H180ZM4 147V146H3ZM49 147V148H48ZM56 147H57V145H56ZM128 147V148H127ZM171 147V146H170ZM176 147V146H175ZM175 147H174V149H175ZM263 147V148H262ZM48 148V149H47ZM133 148V149H134ZM176 148H178V147H176ZM262 148V149H261ZM54 149V148H53ZM108 149V150H107ZM235 149V148H234ZM70 150H73V151H75V152H72L73 154H71V151ZM106 150H107V155H108V158H106L105 156V152H106ZM137 150V149H136ZM237 150V149H236ZM49 151V152H48ZM70 151V152H69ZM105 151V152H104ZM133 151V150H132ZM172 151V150H171ZM224 151H225V149H224ZM124 152V153H123ZM131 152V151H130ZM129 152V153H130ZM164 152V151H163ZM170 153V152H169ZM229 153V152H228ZM137 154V153H136ZM162 154V153H161ZM172 154V153H171ZM116 155H118V156H116ZM94 156V157H93ZM116 156V157H115ZM159 156V155H158ZM177 156V157H176ZM179 156V157H178ZM215 156V155H214ZM110 157V158H109ZM129 157H130V155H129ZM140 157V156H139ZM154 157V156H153ZM232 157H234V156H232ZM237 157V156H236ZM78 158V159H77ZM107 159L106 161H107V165L108 166H104L103 167V165H106L105 164V160L104 159ZM130 159V158H129ZM140 159V158H139ZM142 159V158H141ZM140 159V160H141ZM155 159V158H154ZM215 159V158H214ZM218 159V158H217ZM221 159V158H220ZM235 159V158H234ZM96 160V161H95ZM137 160V159H136ZM156 160V159H155ZM187 161L188 160V162H186V164L185 165H183V164H181L182 163V161L185 163V161ZM105 161V162H104ZM127 161V160H126ZM158 161H161V160H158ZM175 161H176V163H175ZM180 161V162H179ZM95 163V164H93V163ZM169 162H171V164L169 163ZM223 162V161H222ZM115 163V164H114ZM139 163H141V162H139ZM180 163V164H179ZM189 163H191L190 165H188ZM230 163V162H229ZM135 164V163H134ZM225 164V163H224ZM227 164V163H226ZM231 164V163H230ZM101 165H102V167H101ZM138 165H140L141 166V169L143 170H140V169H138V168H140V166L138 167ZM172 165V166H171ZM180 165V166H179ZM186 165H188V166H186ZM222 165V164H221ZM259 165V164H258ZM100 166V167H99ZM113 166V167H114ZM120 166V165H119ZM177 166V165H176ZM184 166V167H183ZM208 166L210 167V168H208ZM211 166H212V164H211ZM259 166H262L261 165V163H260V165ZM123 167V166H122ZM144 167V168H145ZM153 167H155V168H153ZM183 167V168H182ZM117 168V167H116ZM152 168V169H151ZM182 168V169H181ZM228 168V167H227ZM260 168V167H259ZM262 168H264V167H262ZM115 169V168H114ZM113 169V170H114ZM136 169V168H135ZM190 169H188V170H190ZM93 170V169H92ZM105 170H108V168L107 169H105ZM112 170V171H113ZM173 170H175V169H173ZM184 170V169H183ZM228 170V169H227ZM237 170H235L234 169V171L236 172ZM262 170V169H261ZM264 170V169H263ZM94 171V170H93ZM109 171H110V169H109ZM108 171V172H109ZM115 171V170H114ZM119 171V170H118ZM132 169H131V176H133L132 175ZM135 171H133V172H135ZM160 171V172H159ZM163 171V172H164ZM178 171V170H177ZM211 171V170H210ZM214 171V170H213ZM229 171H231V170H229ZM91 172V171H90ZM116 172V171H115ZM123 172V171H122ZM121 172V173H122ZM166 172V171H165ZM187 172V171H186ZM193 172V171H192ZM225 172V171H224ZM112 173H114V172H112ZM173 174L174 173H176V172H172ZM171 173V174H172ZM179 173V172H178ZM211 173V172H210ZM219 173H220V171H219ZM226 174L227 173H229V172H225ZM90 174V173H89ZM134 174V173H133ZM162 174V173H161ZM165 174V173H164ZM166 174V175H167ZM171 174H169V175H167L170 179L172 178V177H170V175ZM223 174V172L221 173V175ZM231 173H229V175H230ZM233 174H234V172H233ZM93 175V174H92ZM112 175V174H111ZM126 175V174H125ZM136 175H138L137 177H139V172L136 174ZM135 175V176H136ZM157 176L156 178L154 177V176ZM163 175V174H162ZM166 175H164V176H166ZM191 175V174H190ZM194 175H196V174H194ZM202 175V174H201ZM211 175V176H210ZM218 175V174H217ZM221 175L219 176V178L221 177ZM96 176V175H95ZM123 176H124V174H123ZM128 176V175H127ZM131 176L128 178L127 177V179L129 180V179H132L131 178ZM171 176H173V175H171ZM175 176V175H174ZM224 176H226V175H224ZM223 176V177H224ZM112 177H113V175H112ZM118 177V176H117ZM163 177V176H162ZM168 177H166V178H168ZM178 176H176V178H177ZM183 177V176H182ZM184 177H186V176H184ZM194 177H196V176H194ZM207 177V178H206ZM20 178H22V179H24L25 180V182L22 184V185H20L19 183H18V180L20 179ZM95 178V177H94ZM103 178V177H102ZM123 178H125V176L123 177ZM134 178H136V177H134ZM168 178V179H169ZM174 178V177H173ZM175 178V179H176ZM190 178V177H189ZM192 178V177H191ZM206 178V179H205ZM216 178H218V177H216ZM222 178V177H221ZM220 178V179H221ZM229 178V177H228ZM106 179V178H105ZM118 179V178H117ZM127 179H125V180H127ZM148 179H152L151 181H152V183L153 184H151V185H156L157 187H154L153 188V186H151V185H148V184H146L147 183V181L146 180H148ZM156 179V180H155ZM158 179V180H159ZM164 179H165V177H164ZM167 179V180H168ZM223 179V178H222ZM97 180V179H96ZM119 180H120V178H119ZM125 180H123L122 182H120V181H118V180H116V182L118 183H116L115 185L116 186H119V185H122V184H119V183H124V184H127V183H125ZM162 180V179H161ZM173 179H171V181H172ZM205 180H207V181H205ZM214 180V181H213ZM216 180H219V179H216ZM226 181H227V179H225ZM235 180V179H234ZM101 181V180H100ZM107 181H108V179H107ZM106 181V183H108ZM113 181V180H112ZM131 181V180H130ZM135 181V180H134ZM133 181V182H134ZM150 181V180H149ZM148 181V182H149ZM186 181V180H185ZM208 181H210V182H208ZM213 181V182H212ZM101 182H105V181H101ZM126 182H128V181H126ZM162 184H164V185H161V186H163L165 189H167L169 186H170V184L169 185H166L165 183H166V181H165V183H164V180H162ZM168 182V181H167ZM170 182V181H169ZM173 182V181H172ZM175 182H178L177 180H175L174 181V183ZM179 182H180V184H181V180L179 179ZM219 182V181H218ZM221 183H223L222 182V180L220 181ZM219 182V184H221ZM129 183V182H128ZM132 183V182H131ZM141 183V184H142ZM110 184H111V182H110ZM110 184L108 185V186H110ZM112 184H113V182H112ZM111 184V185H112ZM147 185V186H150L148 189H150V191H151V189H153L152 191H153V193H154V191H155V189H157L156 191H155V197H152L154 194H149V193H147V192H149V191H146L145 189V186L144 185ZM150 184V183H149ZM179 183H176V185H178ZM233 184V185H234ZM114 185V186H115ZM133 185H134V183H133ZM123 186V185H122ZM124 186H126V185H124ZM123 186V187H124ZM128 186V185H127ZM129 186H130V183H129ZM142 186H143V190L144 191H140L141 189H142ZM180 186V185H179ZM238 186L235 188L236 190H237V188H238ZM167 187V188H166ZM187 188V190L185 189V188ZM234 187V186H233ZM108 188V187H107ZM110 188V187H109ZM131 188V187H130ZM145 188V189H144ZM185 190H184V189ZM104 189V190H103ZM124 189V188H123ZM162 188H160V190H161ZM164 189V190H165ZM171 188H169V190H170ZM201 189H203L204 191H201V192H203L202 194H199V196H198V194L196 195V193L199 191V190H201ZM125 190V189H124ZM163 190V189H162ZM240 190H238V191H240ZM166 191H168V190H166ZM171 191V190H170ZM147 193L148 194V196L150 195L151 196V198L152 199H150V197L148 198V197H146L147 196V194H143V193ZM156 192H157V194L159 195H157L156 194ZM162 192V191H161ZM164 192V191H163ZM225 192V193H224ZM165 194H168V193H170V192H164ZM14 194V193H13ZM164 194V195H165ZM175 196H174V195ZM134 196V198H130V196ZM144 195H146L145 197H144ZM163 195V194H162ZM169 195V194H168ZM195 195V196H194ZM25 196V195H24ZM30 196V195H29ZM132 196V197H133ZM170 197V196H169ZM190 197H191V195H190ZM195 197V198H194ZM88 199V198H91V199H89V200H91L92 201V199H93V201H94V199L96 198V200H99L100 198H102L101 200L102 201H100L99 200V202H97V201H95V202H85V199ZM128 198H130V200L128 199ZM146 198V199H145ZM160 199H161V197H159ZM86 199V200H87ZM148 199H150V203H149V200ZM203 199V198H202ZM232 199V200H231ZM33 200V199H32ZM132 200H133V202H132ZM147 200V201H146ZM155 200V201H154ZM169 200V199H168ZM170 200H174V199H171L170 198ZM134 201H136V203L134 202ZM148 202V203H147ZM155 202H157V203H161L162 202V204H157V203H155ZM166 203V205L164 204V203ZM183 202V201H182ZM191 202V203H192ZM86 203V204H85ZM88 203V204H87ZM96 203H99V204H96ZM103 203L106 205H103ZM133 203V204H132ZM169 203V202H168ZM177 203V204H176ZM37 204V203H36ZM129 204H131V205H129ZM188 204L189 203H187V207H188ZM199 204V203H198ZM100 205V206H99ZM159 205H161V207L159 208ZM169 206V207H167L168 208V210H171V211H169L168 212V210L167 209H165L166 207L165 206ZM185 206H186V203L184 204ZM129 206H130V208H129ZM184 206V208L183 209H186V207ZM189 206H191L190 204H189ZM89 207H92V208H90V210H89ZM98 207V208H97ZM108 207L109 208H111V209H109V211H108ZM115 207V208H114ZM97 208V209H96ZM104 208H107V209H104ZM171 208H173L175 211H177L176 212V214H175V211L174 210H172ZM178 208H180V210L178 209ZM190 208V207H189ZM200 208V207H199ZM201 208V209H202ZM98 209H101V211L100 210H98ZM105 211H107V212H103L104 210ZM131 209V210H130ZM143 209H145V210H143ZM179 211H178V210ZM188 209V208H187ZM186 209V210H187ZM193 209V207L191 208V212H193V213H195L194 211H195V209H194V211L192 210ZM98 211L97 212V214H96V212L95 211ZM129 210V211H128ZM186 210L184 211V212H186ZM189 210V209H188ZM206 211V212H207ZM234 211L236 212V211H238V213H234ZM102 212V213H101ZM179 212V214H177ZM190 214H191V212H190V210L188 211ZM199 212V211H198ZM198 212H196V213H198ZM99 213V214H98ZM101 213V214H100ZM170 213V214H169ZM192 213V214H193ZM204 213V212H203ZM75 214V215H76ZM146 214V213H145ZM144 214V215H145ZM173 214V213H172ZM184 214V213H183ZM200 214V213H199ZM91 215H92V217H91ZM112 215V216H111ZM144 215H143V217H144ZM163 215H165L164 214V212H163ZM204 215V214H203ZM230 215H233L232 217H233V219H234V217H236V219L235 220H238V222H239V224H240V226L242 227V229L240 230V231H242L241 232V234L239 235V234H235V235H227V233H229V232H227L226 233V231H228L230 228H228L226 225L228 224V222H227V217L228 216H230ZM148 216V215H147ZM197 216H198V214H197ZM95 219H94V218ZM184 217V216H183ZM182 217V218H183ZM231 216H230V218H232ZM110 220V221H107V220ZM223 219L225 220V222L223 221ZM83 220V219H82ZM90 220H92V221H90ZM103 220H105V221H103ZM129 220V221H130ZM141 220H143V219H141ZM173 220V219H172ZM181 221H182V219H180ZM184 220V219H183ZM187 220V219H186ZM136 221V220H135ZM208 221V220H207ZM104 222H107V223H104ZM124 222H126V223H124ZM131 223H132V221H130ZM129 222V223H130ZM173 222V225L175 224L174 222L175 221H172ZM184 222L185 221H183L182 223V225H181V227L182 226H184L185 224H184ZM187 222V221H186ZM185 222V223H186ZM209 222V221H208ZM226 222H227V224H226ZM86 223V222H85ZM99 223V224H98ZM123 223V224H122ZM177 223V222H176ZM188 223V222H187ZM179 223H177V225H178ZM188 224H190V222L188 223ZM197 224V223H196ZM199 224V223H198ZM202 224V223H201ZM225 224V227L226 228H224V225ZM90 225V224H89ZM89 225H88V227H89ZM177 225H176V228H177ZM195 225V224H194ZM229 225V224H228ZM231 225V224H230ZM18 226H19V224H18ZM122 226V227H123ZM179 226V225H178ZM192 226V224L191 225H187V229L189 228V227H191ZM199 226V225H198ZM22 228H23V226H21ZM26 227V226H25ZM24 227V228H25ZM90 227H92V226H90ZM89 227V228H90ZM180 227V226H179ZM195 229H197V226L195 225ZM202 227H205V228H208L207 226H202ZM24 228H23V230H24ZM27 228V227H26ZM25 228V229H26ZM28 228H30V227H28ZM93 228H94V226H93ZM175 228V227H174ZM192 228H193V226H192ZM236 228V227H235ZM18 229H19V227H18ZM70 229H72V228H70ZM92 229V228H91ZM97 229H99V228H97ZM102 229V228H101ZM204 229V228H203ZM203 229H201V230H203ZM212 229V230H213ZM228 229V230H227ZM77 230V229H76ZM193 230V229H192ZM211 230V229H210ZM212 230H211V232H212ZM231 230V229H230ZM8 232H10L9 234H15V229L14 228H11V229H8L7 230ZM6 231V232H7ZM93 231V230H92ZM195 231V230H194ZM0 232H1V230H0ZM18 232V231H17ZM81 232V231H80ZM113 232V233H114ZM180 232V231H179ZM190 232V231H189ZM192 232V234H193V231H191ZM205 232V231H204ZM206 232H208V231H206ZM239 232V231H238ZM4 233V232H3ZM87 233V232H86ZM185 233V232H184ZM197 233H198V231H197ZM213 233V232H212ZM230 233H232V232H230ZM117 234V233H116ZM121 234V233H120ZM181 234H183V233H181ZM207 234V233H206ZM107 235H108V233H107ZM114 235V234H113ZM198 235H199V233H198ZM197 235V236H198ZM87 236V235H86ZM97 235H90V237L88 238L89 240L88 241H90L91 243H98L99 244V242L101 241L99 238H97L96 237ZM109 236V235H108ZM186 236V235H185ZM196 236V237H197ZM206 235L205 234H202L201 235V237H203L202 238V240L204 239V238H207V237H205ZM215 236V235H214ZM53 237V236H52ZM123 237V236H122ZM183 237V236H182ZM189 237V236H188ZM193 237V236H192ZM213 237V236H212ZM187 237H185V239H186ZM190 238V237H189ZM188 238V239H189ZM197 238H200V235H199V237H197ZM209 238V237H208ZM117 239V238H116ZM122 239V238H121ZM124 239V238H123ZM215 239V238H214ZM56 240H57V238H56ZM56 240L55 239H53V238H51V239H48V240H46V241H43V242H40V243H38V249L35 251L33 248V251L34 252H32V253H30V255H28V256H24V255H19V254H13L10 250H9V247H2V248H0V264H42V262L45 260L44 258H46V257H57V258H61V256H62V251L61 252H59L58 250H57V244H56ZM87 240V239H86ZM201 240V239H200ZM201 240V242H205V240L204 241H202ZM208 240V239H207ZM186 241H189V240H186ZM192 241H194L193 239H192ZM196 242H198V239H196L195 240ZM194 241V242H195ZM241 241H243L242 243H239L240 244V246H234L233 248H231V246L232 245H234V244H236L237 242H241ZM193 242V243H194ZM210 242V241H209ZM209 242H208V244H209ZM82 244L84 243V242H81ZM88 243V245H89V242H87ZM86 243V244H87ZM104 243V242H103ZM149 243V242H148ZM200 243V241L197 243V244H199ZM206 243V242H205ZM85 244V243H84ZM83 244V245H84ZM86 244L83 246V245H81L82 247H81V249H80V247L78 248H76L75 249V246H74V251L73 250H70L68 253H66V255L68 256H65V257H67L68 259L67 260H75L76 261V263L77 264H101V262H99V261H95L94 259L96 258V255L94 254V252H95V250H92L91 249V245L88 247V245L86 246ZM124 244V243H123ZM155 244V243H154ZM189 244H190V242H189ZM196 244V245H197ZM247 244V245H246ZM80 245V244H79ZM195 245V246H196ZM206 245H207V243H206ZM157 246V245H156ZM192 246V245H191ZM202 246V245H201ZM208 246V245H207ZM107 247H109V246H107ZM178 247V246H177ZM205 247V246H204ZM203 247V248H204ZM241 248L242 250H239V252L238 253H236V254H232V252L235 250V249H237V248ZM89 248V249H88ZM109 248H111V246L109 247ZM109 248H107V250H104V249H102V250H100V248L98 249V250H100L101 252H102V256L101 257H103V259H106V261H111V260H115L116 258V256L115 255H113V258H112V256H111V254H108V255H106V252L108 253V251H109ZM174 248V247H173ZM194 248V247H193ZM208 248V247H207ZM94 249V248H93ZM115 249V248H114ZM163 249V248H162ZM183 249V248H182ZM205 249V248H204ZM110 250H113V249H110ZM138 249H136V251H137ZM202 250V249H201ZM31 251V250H30ZM139 251H140V249H139ZM159 251V250H158ZM18 252V251H17ZM20 252V251H19ZM97 252V251H96ZM116 252V251H115ZM164 252V251H163ZM185 252V251H184ZM184 252H182V253H184ZM187 252V251H186ZM191 252V251H190ZM207 252V251H206ZM207 252V253H208ZM24 253V252H23ZM59 253H60V255L61 256H59ZM65 253V252H64ZM63 253V254H64ZM110 253V252H109ZM141 253H143V252H141ZM114 254V253H113ZM187 254V253H186ZM204 254H205V252H204ZM203 254V255H204ZM106 255V256H105ZM182 255V254H181ZM187 255H189V254H187ZM202 255V256H203ZM115 256V257H114ZM162 256V255H161ZM184 256V255H183ZM191 256V255H190ZM205 256H207V255H205ZM63 257V256H62ZM106 257V258H105ZM119 257H122L121 255H119ZM160 257V256H159ZM172 257V256H171ZM204 257V256H203ZM124 258H126V260L128 259L127 257H124ZM122 259V260H124L125 261V259ZM187 256H184V258H183V260H184V263L185 262H188V263H190L187 259ZM191 258H194V257H191ZM207 258V257H206ZM107 259H109V260H107ZM111 259V260H110ZM121 259V258H120ZM119 259V261L118 262H122L121 260ZM177 259V258H176ZM179 259H181V258H179ZM201 259H203V258H201ZM252 259V258H251ZM255 259V258H254ZM95 262H94V261ZM96 260H97V258H96ZM195 260V259H194ZM194 260H191V261H193V262H196V261H194ZM259 260V259H258ZM100 261H102V259L100 260ZM105 261V262H106ZM116 261V260H115ZM180 260H178V262H179ZM199 261V260H198ZM96 262H99V263H96ZM118 262H116V263H118ZM126 262V261H125ZM176 262V261H175ZM201 262H203V260L201 261ZM110 263V262H109ZM113 263H115L114 261H112L111 262V264H113ZM127 263V262H126ZM126 263H124V264H126ZM163 263V262H162ZM192 263V262H191ZM251 262H249L248 260H247V264H250ZM254 263V262H253ZM129 264V263H128ZM181 264V263H180ZM183 264V263H182ZM186 264V263H185ZM194 264V263H193ZM228 264H237L235 261H230ZM252 264V263H251ZM254 264H256V263H254Z\"/></svg>","mask_w":264,"mask_h":264},{"label":"rangeland","instance_id":"obj_2","mask_svg":"<svg viewBox=\"0 0 264 264\" xmlns=\"http://www.w3.org/2000/svg\"><path fill=\"white\" fill-rule=\"evenodd\" d=\"M38 0H21V2H23V3H21L20 2V5L19 6H16V5H14V7H18L20 10L19 11H21V12H23V13H25V14H22V13H20L19 11H18V9L17 8H15V10H17L18 12H16V11H12L13 9H14V7L11 5V7H10V0L9 1H7L8 2V5H9V14L11 13V15H14L15 17H18L19 19H21V20H23V21H25V22H27V23H29L33 28H34V36L37 34L38 35V33L39 32H37V31H39V27L38 26H40L38 23H39V21L42 23V25H41V28L40 29H42V31L40 30V34H45V32H46V30L47 31H49L50 30V28L51 27H53V26H55V27H53V28H55L56 30H60L61 28H60V25L62 26L64 23L62 22L63 21V18H62V16H60V15H62V14H60V12H58L54 7H53V5L50 3H48V1H40L39 3L37 2ZM68 1V4H69V6H70V8H71V10H72V13L75 15V18H76V16H77V18H78V20H77V18H76V22L78 23H75L74 24V26L77 28V30H76V28L73 26V27H70L71 28V30L66 34V33H63L62 32V30H61V32L62 33H60V31H59V33H57V35H56V33H55V35H54V38H56L55 40L56 41H58V40H61V41H64V40H66V38H68V40H69V37H70V39L71 40H73L75 43H76V41L78 40L79 42H77V44H79L82 40H84L85 42H87L88 44L86 45L88 48H89V50H88V48H86V52H85V54H83L85 57H83V55L82 56H80L79 54H77V56L75 55L74 56V53H72L73 54V56H71L70 57V55H72L69 51L72 49V50H74V48L77 46V44H76V46H74V44H73V47L74 48H71V47H69L70 48V50L69 51H67L68 52V54L70 53V55H65L66 54V50H65V45L66 46H68V44H65L64 46H63V50L61 51V49L60 50H58V49H56L57 50V52L58 51H61V53L60 54H63V52L65 53V54H63L64 56H62V55H60V54H56V52H55V54H54V51L52 52V50H51V52L53 53H48V49L46 48V49H44V51H41V54H39V58H40V61L42 62V68H45L44 66H43V64L46 66L47 64L46 63H44V61H48V60H50V62L52 63L53 62V64H51L50 62V65H53V67H55V68H53L52 66V68H53V70L55 69L56 71L52 74L51 72V74L50 73H48L47 71L45 72V71H43V69H40V68H33L32 66H34V64H35V62L33 63V64H28V66H27V68H25L24 70L25 71H27L28 70V68L30 67V69L27 71V74L24 76V77H26L25 78V83L27 84L26 86H25V90H26V92L28 93V92H30V93H26L27 95L26 96H28L27 98L28 99H30V100H26V102H31V103H28V105L32 108V106L34 107V108H32V109H30L29 111L27 110V112L28 113H26V110L25 111H23L22 113L23 114H20V118H26V116L27 115H29V116H27V118H30V117H32V115L34 116V113H35V115H38V114H36L37 112H40L39 113V115L42 113V115L44 116V120H45V118L46 117H48V115H47V113L48 112H51V111H53L54 109H53V107L56 109V107H58V111H57V113L58 112H62V116L65 118H62V116L61 115H59L58 114V116H56L57 115V113L55 112V117H54V115L51 113V116L49 117V118H46V119H48V120H51V125L53 124L54 126H56V125H58V126H56V128L57 127H59V125H60V127L62 126V128H64V126L65 125H67L68 123H70V122H66V120L67 121H71L72 119H69L68 117H65V114L63 115V111H65V110H67L66 108H69L68 107V105L67 106H65V109L64 108H62L61 106H57L59 103L61 104V99L63 100V101H65L64 99H68V97L67 96H70V94L72 95V93L74 94L73 96H75L76 94H78V93H76V90L78 89V91H81V88H78L80 85H81V87L83 88L84 86L86 87V86H88V88L87 89H91V84L89 85L88 83V81L86 80L88 77L86 76V74H87V72H88V68H89V66L88 65H91V63L92 64H94L93 62H94V59H96L95 57H94V54L96 55V53H95V51L93 50L92 51V49L93 48H91V46H93V45H91L90 46V42L91 41H89L88 39H90L89 38V32H88V30H87V26L84 24V23H82V19L84 18L83 16H85L86 15V12L87 13H89V11L91 12V11H94V12H96L93 8H94V5H91V4H85L86 2H90V1H93V0H85L84 2H81V3H79V4H76V5H73V3H71L69 0H67ZM154 1H156V0H154ZM159 1V0H158ZM161 1V0H160ZM160 1L157 3V4H159L160 3ZM163 1H165V2H163ZM184 1V2H183ZM229 0H162L161 2H162V5H164L165 3L167 4L168 3V5H169V8H171V7H173L174 8V6L175 5H182V6H186L187 8H189V10L190 9H192L193 8V14L191 13V14H189V13H186L185 15L188 17V15H190V17H191V19H192V21H191V19H190V17H186L185 19H182L181 21H180V19H181V17H180V19L177 21L178 23V26H177V24H176V22H175V24H174V37L175 38H179L181 41V43H183V44H185L186 46H188V45H191V46H189V47H182L181 49L182 50H178V52L180 51V52H182V51H185V53H178L177 52V54H174V55H177L176 57L177 58H175V59H173L174 57V55L173 56H171V60H173L172 61V65L171 64H169L170 62H169V60H168V62H165V64L164 63H162L160 66L162 67L163 66V64H164V66L165 65H167L168 64V66L170 65V66H173V64H174V68L173 67H171L172 69H169L168 68V71L170 70V73H167V74H171V70H172V74L169 76V77H165V79L163 78L162 79V81L160 82V84H158L159 82H157L156 81V83H154L155 85H154V87H153V85H152V83L153 82H155V81H149V79L145 76V81L144 82H142V80H144L143 78H142V80L140 79L141 77H140V75L139 76H135V80L137 79V82L134 84V86L135 85H138V86H135V88L137 87V89L138 90H140V89H147L148 90V92L147 93H150L148 96H152V97H157L158 96V98H159V96H163V97H160L159 99H161V100H164V99H166V100H164L165 102V104H163V105H166L167 104V99L170 97V96H172V97H174V99H175V97H177L176 98V102H181V103H177V106H176V111L177 112H179L181 109H183V111H182V113L184 112L185 113V115H184V113H183V115H181L180 117H182L181 119H183V117H184V119L186 118L187 120H185V124L183 125V124H181V121H180V123H179V120L177 121L176 120V124L175 123H173V124H171L172 123V120H173V118L172 117H170V118H172V120L169 122L168 121V123H169V126H170V132L169 131H167L166 132V135H164V136H159V137H157V136H154V135H149V137L147 136L146 138H142L143 140H140V139H136V141L137 142H139V143H137V146H138V144H139V146H138V148L136 147V148H134L133 147V144H131L130 145V147L128 148L129 150H128V152H127V154H126V152H125V150H124V146L122 147H118L117 149V153L115 152V150H113L112 152H110V151H108V153H107V150H106V158H108V155L110 156H112V153L113 154H120V152H121V154H120V156L122 155V156H124L125 154V162L121 165V164H115V166L114 165H109V167H107L108 168V170H105V169H107V168H105L104 166H108L107 165V159L105 158L104 160L106 161H104L105 162V164L106 165H103V167L105 168V169H100V168H97L96 166H98V164L95 166V168H92V167H94V166H92V165H90L91 167H90V171L89 172H87L86 174L87 175H90V178H91V180H94V181H96V183L97 182H100V184H101V187H103V188H105V190L104 191H106L107 192V189L109 190V189H112L113 188V191H111V190H109L110 192H117L119 195L120 194H122V193H124V194H126V191H127V194H128V190H131V191H133L134 192V188L136 187V189L135 190H137V189H139L140 188V186L141 185H143V183L142 182H140L139 183V181H138V178L140 179V176H142V174L140 175V173H142V172H140V171H135V170H137V165H136V163H138V164H141V166H142V164L144 165V162H146V164H148V162L147 161H151L150 163V166H155L156 164H158V163H162L163 161H162V159H166V158H168V156L169 155H173V153H174V151H175V155H179L180 153H182V152H180L179 150H181V151H183V149H184V151H183V154H187L188 152H191V151H187V150H190V148H192L191 150L192 151H195L196 150V148L197 149H199V148H201V146L202 145H207L208 147H210V149H211V151L213 150L212 148H214V150L212 151V157H211V161H210V167H212V168H210L209 166H208V168H210V169H208L207 171L208 172H202V173H200V171H199V173H197L196 171L197 170H199V169H195L196 171L194 172V169H190L192 166L191 165H193V162L190 160V162L192 163H189L188 165H190V167L188 166V165H186V166H188L187 167V169H185V168H181L182 169V171H180V167H178V164H176L175 166H173V167H171L172 168V170H170V172L167 174V170H169V169H166L165 171L164 170H162L161 172H160V174H157V176L159 175L160 176V179L159 178H156L157 176H154L156 179V181H154L153 180V183H157L158 184V182H159V184H160V181H161V185H164V184H162L163 182H162V180H164V183H165V181H166V185H169L170 184V186L167 188V189H165L163 186H161V185H158L160 188H162L161 190H160V188H158L159 190L158 191H160V192H158V194L159 195H161V196H159L158 194H157V192H156V194L159 196V197H161V199L158 197V198H153V199H157L156 201H158V200H160V201H164L165 202V200H162L163 198V196H165L164 197V199H166L167 197H168V199H167V201L169 202H167V204H171V202L172 203H174L175 204V202H177L176 200H178L179 202H177V203H179V204H177V205H174L176 208H177V206L179 207L180 206V208H181V205H182V210H186L187 208L190 210V212H191V208L193 207V211H194V209H195V213H193V212H191V214L188 212L189 210L187 209L186 210V212H184L183 211V213L181 212V211H179L180 210V208H178L177 210L180 212V214H179V212L177 213V214H179L180 215V219H182V221L180 220V219H178V221H176V220H174V212H172L171 210H168V208L167 207H169L168 205L167 206H165L166 208L165 209H167L168 210V212L169 211H171V215H166L167 214V212L165 213V210L163 209V205H162V207H161V205H159V208L161 207L162 208V210L161 209H159L160 211H162L161 212V214H163V212H164V214H165V216H167V217H169L170 219H171V223H172V225H173V222L172 221H175L174 223V229L178 232V235H179V238L177 239V241H176V243H175V245H172V246H170V247H165V246H163V245H161L160 243H159V241L158 240H156L155 238H153L151 235H149V234H145V235H137V236H135V235H133V233H135L136 231H139L141 228H143V226H145L146 225V223L148 222V218H150V216H151V214H149L148 212H145L144 213V211H143V215H144V217H143V215L141 216V219H143V220H141V219H131L130 220V218L129 219H127L126 220V222L128 223V226H126L125 228H124V226L122 227L121 226V229H123V231L121 232V231H119L118 230V232L116 231V232H114V231H112L113 230V228L112 229H106V228H103L104 226H98L97 224L96 225H92L91 224V222L90 223H87V221L89 220L87 217H86V219H88L87 221H86V219H84L85 217H81V215L79 216V215H77L76 213V215L74 214V212L72 213L71 212V209H68L64 204H62L61 202H55V201H53V203H39V202H42V201H38V200H34V197H31L32 195L31 194H28L27 195V193H20V194H17L16 192H14V190H13V188L9 185V184H6L5 182L3 183V182H1L0 181V183L2 184V190L5 192V194L6 195H14V196H16V198H19V200H21L22 202H24L25 203V205L27 206V207H29V208H31V209H34V210H36V212H37V219L34 221V222H32V226H30L31 228H28L29 226H24V225H20L19 224V226H18V224H15V223H11V222H2L1 223V225H0V230L1 231H4L5 229H8L9 227L10 228H14L15 229V234L14 235H12V234H1L0 235V246H7V247H9V250L13 253V254H19V255H24V256H28V255H30V253H32V252H34L33 251V249L36 251L37 249H38V243H40V242H43V241H46V240H48V239H51V238H53V239H55L56 240V238H57V240H56V244H57V250L59 251V252H61L62 253V256L60 255V253H59V256H61V258H57V257H46V258H44L45 260L42 262V264H77L76 263V261L75 260H67L68 258V256L66 255V253H68L70 250H73L74 251V246H75V249L78 247H80V249H81V245H83L84 243L86 244L87 242H89V245H88V243L86 244V246L88 245V247L90 246L91 247V249L92 250H95V252H94V254L96 255V258H97V260H96V258L94 259L95 261H99V262H101V264H111V262L112 261H114L115 263H113V264H124V263H126V264H206V263H208V262H204V261H208V256H209V246H210V244H211V246H212V244H215L216 242H215V240L216 241H218L219 239H221V236H223L222 234H219V232L217 233V234H215V232L217 231V230H219V227L218 228H215V230L213 229V228H211V226H210V228H209V223L210 222H212V223H210V225L211 224H213L214 223V220L212 219V218H209V219H206V218H201V216H205L206 215V213H209V211L210 210H204L203 208H202V204H203V206L205 207L206 205V202L205 201H207V199H208V197H202V198H199L198 200H196V202H192V199H193V196H192V194H190L191 195V197H190V195H187V197L188 198H185L186 196H185V194H186V192H185V194H181V190L179 189V188H182L181 186H182V183H183V185H184V183H185V185H186V187L188 188L190 185H189V183H190V181H191V183L192 182H194V181H192V180H194V178H195V181L197 180V176L198 177H200V176H209L208 174H212V172L214 173V178H215V182L214 183H209L207 186H205V188H206V190H211L213 187H216V186H220V188L222 189V188H224L225 189V192H227L228 191V189H229V191H230V189L233 191V193H234V195L236 196H241V195H239L240 193L242 194V190H240L241 188H240V186H238L237 184L235 185L233 182H235L236 181V178L234 177L235 176V173H237L238 172V168L236 169V167L234 168L235 170H237L236 172L234 171V169H231V168H233L234 167V164H235V161L237 160V158L240 156V155H238V153H240V149H238L239 147H242V151H243V149H245L244 148V146L246 147V148H248L249 146H250V144L251 145H253V142H258L257 140L260 138H262V137H264L263 135L264 134H261L262 132L264 133V48H263V46H261V45H264V44H262L261 43V45H257L258 47H256L255 49H253L252 48V45L255 43H257V42H259V41H262L263 39H261V38H257V37H255L254 35V37L255 38H253V37H249V39L247 38V39H245L244 41H242V42H245V43H242L240 40H238L239 38H240V36L238 37V35H240L241 34V30H240V28L239 27H236V23L234 22V21H231V22H228V21H225V23L224 22H222V24L220 25V31H221V29H222V31L223 32H221V35L220 36H218V34H220V33H218V34H216L217 35V39H209L208 37L206 38V35H208V36H210V35H212V36H210V37H213L214 36V33H212V31L210 32V31H206L207 29H206V27L208 28V25H205V24H209L210 25V23H212V21H214L216 18H218V17H221L220 16V14L222 13V12H225V15L227 16L228 15V11H227V9L226 8H228L229 9V4H231V6L232 5H234V6H232L233 7V9H235V4H236V1H237V4H236V8H241L240 10H242V7L245 9H248L247 7H249V3H247V1L245 0V1H243V0H240V2L238 1V0H232V1H234V2H232L231 0V2L229 3L228 2ZM254 1H256V4H260L261 6H262V8H264V2H262V1H260V0H254ZM258 1V2H257ZM36 2H37V4H36ZM100 2H101V7H103V8H100V12L102 11V9H104V5H105V7H106V5L108 4V2H109V0H108V2H107V0H100ZM107 4H106V3ZM182 2V3H181ZM190 2H192V3H190ZM201 2H203V3H201ZM44 3V4H43ZM105 3V4H104ZM164 3V4H163ZM177 3V4H176ZM208 3V4H207ZM224 3H227L228 4V6H226V5H224ZM238 3H240V4H238ZM245 3V4H244ZM262 3V4H261ZM19 4V3H18ZM22 4H23V6H22ZM29 4V6H31V7H29V6H27ZM32 4H36V5H33L32 6ZM39 4H40V8L38 7L39 6ZM46 4V5H45ZM104 4V5H103ZM156 4V5H157ZM189 4V5H188ZM196 4V5H195ZM220 4H222V6L220 5ZM244 4V5H243ZM50 5H52V6H50ZM160 5V4H159ZM161 5V6H162ZM171 5V6H170ZM192 5V6H191ZM220 5V6H219ZM243 5V6H242ZM20 6H22L21 8H20ZM26 6V7H25ZM38 7L40 10H36L35 8H33V7ZM84 6V7H83ZM91 6V7H90ZM161 6H159L160 8L159 9H155L154 10V14L156 15V13H157V15L158 16H160V14H161V12H163V11H165V10H167V8H168V6H167V8L165 9L164 8V10L162 11V10H160V9H162V7ZM210 6V7H209ZM231 6H230V9H232L231 8ZM238 6V7H237ZM242 6V7H241ZM246 6V7H245ZM76 7H79V8H76ZM192 7V8H191ZM195 7V8H194ZM204 7V8H203ZM218 7H219V9H218ZM222 7V8H221ZM225 7V8H224ZM11 8H13V9H11ZM28 8V9H27ZM29 8L31 9V10H35V14H34V16H33V14H32V16H31V14L28 16V12L29 11H31V10H29ZM37 8V9H38ZM42 8V9H41ZM134 8V7H133ZM22 9V10H21ZM77 9V10H76ZM146 8H143V11H145L144 12V15H148V12L149 11H146L145 10ZM229 9V10H230ZM24 10H26V11H24ZM197 10V11H196ZM217 10V11H216ZM225 10V11H224ZM12 11V12H11ZM32 11V13H34ZM76 11H78V13L76 12ZM156 11V12H155ZM160 11V12H159ZM196 11V12H195ZM199 11H201V12H199ZM218 11H222L221 13L220 12H218ZM227 11V12H226ZM16 12V13H15ZM37 12V13H36ZM39 12V13H38ZM128 12H129V10H128ZM153 12V11H152ZM151 11H150V13L149 14H151L152 13ZM192 12V11H191ZM14 13V14H13ZM26 13H28V14H26ZM85 13V14H84ZM130 13V12H129ZM147 13V14H146ZM202 13V14H201ZM219 13V14H218ZM245 13V12H244ZM243 13V14H244ZM20 14H22V15H20ZM124 15H125V17H128L127 16V13L125 12V13H123ZM180 14V13H179ZM24 15V16H23ZM154 15V16H155ZM184 15V14H183ZM184 15V16H185ZM191 15H193V16H191ZM222 15V14H221ZM150 16V15H149ZM157 16V17H158ZM179 16H181V14L179 15ZM195 16V17H194ZM25 17V18H24ZM27 17V18H26ZM37 17V18H36ZM79 17H83L82 19H80ZM152 17V16H151ZM193 17V18H192ZM24 18V19H23ZM32 18V19H31ZM133 18V17H132ZM132 18H130V19H132ZM154 18V17H153ZM159 18V17H158ZM157 18V19H158ZM203 18V19H202ZM44 19V20H43ZM123 19V18H122ZM122 19H121V21H122ZM129 18H126V20H128ZM155 19H156V17H155ZM156 19V20H157ZM194 19V20H193ZM208 19V20H207ZM125 20V19H124ZM141 20V19H140ZM145 20L147 21V23H149L148 24V27L149 26H151V27H149V28H153V29H155V27L156 28H159L160 29V23L162 24V22L158 19L157 21H159V22H155L156 24H154L153 23V19L152 20H150L149 19V22H148V17L147 18H145ZM145 20H141V21H145ZM184 20V21H183ZM30 21V22H29ZM38 21V22H37ZM119 21V20H118ZM121 21H120V23H121ZM141 21H139V20H136V21H134V18H133V20H131V21H126L124 24H127V23H130L128 26H126V25H124V24H122V25H124V27L126 26L127 27V29L128 28H130V26H132L131 28H130V30L128 29V32H131L132 33V35H133V37L135 38H133L132 37V35H131V33L129 34V35H131V36H128V34H125V33H121V32H127V31H125V30H127L126 28H125V30L123 29V31H121V32H118L117 30H116V28H115V30L118 32V33H120V34H122V37H121V35H120V37L118 38V39H120V38H122V39H124V40H122V39H120V40H116L117 38L114 36V35H112V37L114 36L115 37V40H114V42L116 41L117 42V44L118 43H120L121 45H116V43H114L113 42V40H112V38H110L111 37V35L110 36H108L109 38H107L106 37V39H109L110 41H111V43L109 42V44L108 45H105L106 47V49L104 48V46H103V48H104V50L101 48V50H99V52H100V56L101 55H105L104 54V52L103 51H105V53L107 54L108 52L107 51H110V49L111 48H114V49H111V51H118V46H120V48H121V46L123 45V43H125V41H126V43L128 42V41H130V40H127L129 37H131L130 39L131 40H136V42L135 41H133L134 42V44L135 43H137V41H140L141 42V44L140 45H142V43L143 44H148L149 43V47H148V49H152V48H156V47H152L153 45L155 46V44H157V42H159V38L160 39H164V35L168 32L167 30H170L168 27V29L166 30V31H161V29H160V31L161 32H165L164 33V35H163V37H161V35L163 34H159L158 36H160L159 38H157V37H149V38H147V36L148 35H146L147 34V31L145 32L144 31V29L145 30H148V29H146L144 26H143V23H142V25H140V26H143L144 27V29L142 28V27H139L138 25L139 24H141ZM152 21V22H151ZM155 21V20H154ZM183 21V22H182ZM211 21V22H210ZM52 22V23H51ZM63 24H62V23ZM79 22H81V23H79ZM140 22V23H139ZM33 23V24H32ZM40 23V24H41ZM55 23V24H54ZM134 23V24H133ZM139 23V24H138ZM150 23H152V25L150 24ZM159 23V24H158ZM184 25H183V24ZM227 23H229V24H227ZM48 24H50V26H48ZM80 24V25H79ZM84 24V25H83ZM119 24V23H118ZM138 24V25H137ZM146 24V23H145ZM154 24V25H153ZM179 24H180V26H179ZM232 24H233V26H232ZM35 25H36V27H35ZM78 25H79V32H78ZM121 24H119V26H121V27H119L118 28V30H120V28L122 29L123 28V26H122ZM135 25V26H134ZM137 25V26H136ZM155 25H157V26H155ZM206 26V27H203V28H205L206 30V32L204 33V30L203 31H201L203 28H202V26ZM234 25H235V27H234ZM82 26V27H81ZM110 26V25H109ZM145 26H147V25H145ZM155 26V27H154ZM177 26V27H176ZM197 26V27H196ZM227 26V27H226ZM232 26V27H231ZM48 27H49V30H48ZM106 27V26H105ZM111 27V26H110ZM162 27V26H161ZM176 27V28H175ZM200 27V28H199ZM222 27V28H221ZM47 28V29H46ZM69 28V29H70ZM107 28V27H106ZM186 28V29H185ZM202 28V29H201ZM72 29H73V31H72ZM89 29V28H88ZM103 29H105V28H103ZM102 29V30H103ZM134 29V30H133ZM136 29V30H135ZM159 29H155V31L156 30H158V31H156V32H160L159 31ZM224 29V30H223ZM76 30V31H75ZM82 30H84V31H82ZM107 29H105L104 30V32L106 31ZM114 30V31H115ZM132 30V31H131ZM163 30V29H162ZM176 30V31H175ZM240 30V31H239ZM36 31V32H35ZM98 31H100V30H98ZM111 31H112V29H111ZM142 31H144L145 33V35L144 36H142L141 37V34H142ZM171 31V30H170ZM169 31V32H170ZM259 31H261V30H259ZM43 32V33H42ZM78 34H77V33ZM82 32H83V34H82ZM86 32H88V33H86ZM173 32V31H172ZM200 32V33H199ZM240 34H239V33ZM99 33V32H98ZM103 35H105L103 32H101ZM106 33V32H105ZM107 33H110V30L108 29V31H107ZM112 33V32H111ZM116 33V32H115ZM192 33V34H191ZM204 33V34H203ZM210 33H212V34H210ZM259 33V32H258ZM257 33V35L258 36H264L263 35V33H264V29L262 30V34L260 35V34H258ZM62 34H64V35H62ZM69 34V35H68ZM112 34H114V33H112ZM188 34V35H187ZM206 34V35H205ZM256 34V33H255ZM33 35H31L32 37H33ZM84 35V36H83ZM118 35V34H117ZM124 35H127V36H124ZM167 36L168 35H170L169 36V38L171 37V33L169 34V33H167L166 34ZM178 35V36H177ZM235 35H236V37H235ZM7 36H9V37H14V32H13V30H6L5 29V27H1V25H0V50H1V45H2V42H3V39L5 38V37H7ZM57 36V37H56ZM124 36V37H123ZM139 36L141 37V38H139ZM146 36V37H145ZM182 36V37H181ZM202 36H204L205 37V39L202 37ZM86 37L88 38V39H86ZM99 37H101L100 36V34H99ZM103 37V36H102ZM125 37H126V40H125ZM138 37V38H137ZM231 37V38H230ZM61 38V39H60ZM149 39L148 41H147V39ZM150 38H152V39H154V38H156L157 40H150ZM185 38V39H184ZM233 38H235V39H237V40H235L234 39V41H233ZM257 38V39H256ZM48 39V38H47ZM87 41H86V40ZM103 39V38H102ZM102 39H101V41H102ZM105 39V38H104ZM103 39V41L105 42V40ZM138 39H141V40H138ZM166 39L167 38H165V41H166ZM183 39V40H182ZM196 39V40H195ZM202 39V40H201ZM204 39V40H203ZM206 39H209V42H208V40H206ZM261 39V40H260ZM67 40V41H68ZM146 42H145V41ZM169 40V39H168ZM185 40V41H184ZM216 40H217V42H216ZM259 40V41H258ZM24 41V40H23ZM102 41V42H103ZM124 41V42H123ZM143 41V42H142ZM154 41V42H153ZM157 41V42H156ZM161 41V40H160ZM163 42H164V40H162ZM216 42V43H214V42ZM101 42V43H102ZM106 42L108 43V41L106 40ZM131 42V41H130ZM148 42V43H147ZM162 42V43H163ZM190 42V43H189ZM204 42H205V44H204ZM213 42V43H212ZM223 42V43H222ZM241 42V43H240ZM250 42V43H249ZM263 42H264V40H263ZM57 43H59V42H57ZM66 43V42H65ZM68 43H69V45L71 44V41L69 40L68 41ZM125 43V44H126ZM150 43H155V44H153L152 46L150 45ZM160 43V42H159ZM221 43V44H220ZM226 43V44H225ZM102 44H105V43H102ZM124 44V45H125ZM139 44V43H138ZM138 44H136V46H139ZM193 44V45H192ZM23 45H24V43H23ZM113 45L115 46V47H113ZM160 46H161V44H159ZM159 45H156V46H158V48H160L159 47ZM233 45V46H232ZM72 46V45H71ZM126 46V45H125ZM124 46V47H125ZM146 46H148V45H146ZM151 46V47H150ZM226 46V47H225ZM228 46V47H227ZM101 47V46H100ZM110 49H109V48ZM118 47V48H117ZM134 47V46H133ZM140 47V46H139ZM233 47V48H232ZM68 48V47H67ZM66 48V49H67ZM68 48V49H69ZM117 50H116V49ZM125 48H127V47H125ZM129 48V47H128ZM132 48V47H131ZM136 48H138V47H136ZM145 48V46L142 48V49H144ZM225 48V49H224ZM232 48V49H231ZM23 49H24V47H23ZM67 49V50H68ZM98 49V48H97ZM108 49V50H107ZM139 49V48H138ZM141 49V48H140ZM145 49H147V48H145ZM144 49V50H145ZM147 49V50H148ZM187 49V50H186ZM211 51V53H210V51ZM224 49V50H223ZM228 49V50H227ZM248 49V50H247ZM55 50V51H56ZM121 50H123L122 52H124L125 50L123 49V48H121ZM135 49H131V51L133 52ZM177 50V49H176ZM175 50V51H176ZM221 50V51H220ZM230 50V51H229ZM252 50V51H251ZM88 51V52H87ZM127 51H129L130 52V50H126V52H124V53H126V55L128 54L127 53ZM156 51H158V50H155V52ZM209 51V52H208ZM217 51H218V53H217ZM260 51V52H259ZM94 52V53H93ZM97 52V51H96ZM103 52V53H102ZM114 52V54H118V53H120V52H118V53H115ZM154 52V53H155ZM233 52V53H232ZM247 52V53H246ZM23 53V52H22ZM59 53V52H58ZM98 53V52H97ZM110 53V52H109ZM113 52H111L110 54H107L105 57L107 58V59H102L104 56H102V58H101V60H103V61H108V60H111L112 59V55H114V54H112ZM124 53H121V55H120V57L121 56H126V55H124ZM176 53V52H175ZM187 53V54H186ZM245 53V54H244ZM46 54V55H45ZM47 54H49V55H47ZM132 53L130 52V55H131ZM156 54H158V56H156L155 57V55L151 52L150 53V56H152V57H154V58H157L158 57V59H160V55H162V52L160 53V55H159V52L157 53L156 52ZM164 54V53H163ZM186 54V55H185ZM244 54V55H243ZM53 55V56H52ZM55 55V56H54ZM61 57H60V56ZM78 55L80 56L79 58H78ZM129 54H128V56H130ZM154 55V56H153ZM180 55V56H179ZM186 57H185V56ZM187 55H188V57H190V58H188L187 57ZM240 56V57H238V56ZM260 55V56H259ZM87 56V57H86ZM110 56V57H109ZM112 56V57H111ZM117 56H119V55H117ZM117 56H114V57H117ZM149 56V57H150ZM160 56V57H159ZM165 55H163L162 57H164ZM182 56H184L185 58H183ZM242 56V57H241ZM245 56V57H244ZM22 57V56H21ZM47 57H50L51 59H53L52 61H51V59L49 58V59H46ZM82 57V58H81ZM93 57V58H92ZM113 57V58H114ZM130 57H132V55L130 56ZM144 57L146 58L147 56L146 55H144ZM149 57H147V59L149 58ZM162 57H161V59H162ZM198 57V58H197ZM238 57V58H237ZM55 58V59H54ZM84 58V60H82ZM109 58V59H108ZM111 58V59H110ZM164 58H166V56L164 57ZM163 58V59H164ZM178 58H180L179 60H178ZM187 58V59H186ZM197 58V59H196ZM240 58H242V59H240ZM76 59V60H75ZM92 59H93V61H92ZM141 60L143 59V56H142V58H140ZM149 59H151V57L149 58ZM177 59V60H176ZM181 59H183V61L181 60ZM185 59V60H184ZM189 59H190V62H189ZM201 59V60H200ZM57 60H59V61H57ZM60 60H62V61H64L63 63H62V61L60 62ZM80 60H82L83 61V64H87L86 65V67H85V69H83L84 68V65L82 64V66H81V62L82 61H80ZM86 60V62L84 63V61ZM129 60V59H128ZM127 60V61H128ZM152 60V59H151ZM158 62V61H160V60H157V59H154V60H152L153 61V63L152 62H150V61H148L146 64H144L143 65V67H139L140 69H133L134 71H136V72H134L133 70H131L132 71V73H131V71L130 72H128V73H131V74H135V73H137V74H141L143 71L145 72V70H147V75H149L150 77H156V75L157 74H160V72H155V73H157V74H155L154 73V71H158V69L159 68H161L159 65H157L158 63H155L154 64V62H156V61ZM170 60V61H171ZM176 62H175V61ZM46 61V62H47ZM79 61V62H78ZM102 61V62H103ZM131 61V60H130ZM144 61H145V59H144ZM144 61L142 60V62L144 63ZM185 61V62H184ZM187 61V62H186ZM201 61V62H200ZM105 62H103L104 63V65H102V67H100L101 69H100V71L101 70H104L103 69V67L105 68V67H107V66H105ZM109 62V61H108ZM129 62V61H128ZM152 63V64H148V63ZM184 62V63H183ZM189 62V63H188ZM48 63V64H49ZM59 63H62L61 65L59 64ZM102 63V64H103ZM176 63V64H175ZM188 63V64H187ZM200 63H202V64H200ZM58 64V65H57ZM148 64V65H147ZM199 64V65H198ZM20 65V64H19ZM49 65V66H50ZM178 65V66H177ZM145 66H147V67H145ZM163 66V67H164ZM184 66H185V68H184ZM32 67V68H31ZM57 68V69H56ZM109 67H107V68H105V70H104V72L106 71V69H108ZM149 68H151V69H149ZM176 68V69H175ZM194 68V69H193ZM46 69H48L47 68V66H46V68L44 69V70H46ZM51 69V68H50ZM69 69V70H68ZM75 69V70H74ZM83 69V70H82ZM110 69V68H109ZM142 69V70H141ZM145 69V70H144ZM154 69H157V70H154ZM162 69V68H161ZM178 69V70H177ZM180 69H182V70H180ZM186 69V70H185ZM190 69V70H189ZM0 70H1V67H0ZM49 70V69H48ZM84 72V74H83V72ZM87 70V71H86ZM112 69H110V70H108V71H111ZM151 70V71H150ZM177 71V73H176V71ZM17 71H19V68H18V70ZM168 71H166V72H168ZM178 71H179V73H178ZM247 71V72H246ZM79 72V73H78ZM82 72V73H81ZM107 72V71H106ZM138 72H140V73H138ZM19 73V72H18ZM18 73H17V75H18ZM46 73V74H45ZM86 73V74H85ZM165 73V72H164ZM175 73V74H174ZM182 73V74H181ZM215 73V74H214ZM50 74V76L51 77H53L54 79L57 77L58 78V80H57V78H56V81L54 80V79H50L51 77H49L48 75ZM136 74V75H137ZM38 75V76H37ZM43 75H45V76H43ZM95 75V74H94ZM105 74H103V77L104 78H107L108 77V75H105ZM141 75H143V73L141 74ZM154 75V76H153ZM231 75V76H230ZM48 78H47V77ZM65 76V77H64ZM80 76V77H79ZM81 76H82V78H81ZM180 76V77H179ZM207 76L209 77H211L212 78V81L215 83L214 84V90H212V92H211V97L212 98H210V96L208 97V98H204V97H201V99H199V96H200V93H197L196 94V92H198L197 90H195L196 88H197V85L201 82V84H203L205 81H206V79H207ZM85 77H86V79H85ZM101 77V76H100ZM110 77H112L111 75H110ZM137 77V78H136ZM140 77V78H139ZM142 77H144V76H142ZM35 78H37V79H35ZM167 78V79H166ZM203 78V79H202ZM204 78H206V79H204ZM210 78V79H211ZM16 79H17V76H16ZM46 79H48V80H46ZM62 79H63V81H62ZM70 79V80H69ZM84 79H85V81H86V84H85V82H84ZM154 79H156V78H154ZM0 80H1V78H0ZM28 80V81H27ZM54 80V81H53ZM75 80V81H74ZM201 80V81H200ZM205 80V81H204ZM17 81V80H16ZM47 81V82H46ZM84 83H83V82ZM131 81H134V80H131ZM139 81H141V83H138ZM197 81V82H196ZM204 81V82H203ZM30 84H29V83ZM45 82V83H44ZM57 82V83H56ZM59 82V83H58ZM147 82H149V83H147ZM54 83H55V85L58 87H56L55 85H54ZM63 83V84H62ZM82 83L83 84H85V85H83L82 86ZM132 82H130V84H131ZM134 83V82H133ZM143 83H145V84H143ZM17 84V83H16ZM29 84V85H28ZM40 84V85H39ZM47 84V85H46ZM148 84V85H147ZM149 84H151V85H149ZM159 85V86H158ZM262 85V86H261ZM61 86H63V88L65 87L66 89H64V90H62V87ZM140 86H141V88H140ZM150 88H149V87ZM16 87H17V85H16ZM30 87V88H29ZM34 89H33V88ZM61 87V88H60ZM143 87V88H142ZM163 89H162V88ZM42 88V89H41ZM53 88V89H52ZM56 88V89H55ZM68 88H70L71 90H72V92L70 91V89H68ZM92 88H94V86H92ZM95 88H98V87H95ZM140 88V89H139ZM157 88V89H156ZM256 88V89H255ZM29 89V90H28ZM30 89H33V90H30ZM69 90V93L68 94H65L66 92H68V90ZM74 89H75V91H74ZM80 89V90H79ZM152 89V90H151ZM194 89V90H193ZM35 90H36V92H35ZM83 90V89H82ZM84 90H85V88H84ZM159 90V91H158ZM184 90V91H183ZM194 92H193V91ZM34 93H33V92ZM61 91H64L65 93H63V92H61ZM86 91V90H85ZM90 92V91H92V90H87V92ZM57 92H58V94L59 93H63L62 95H64V96H60L59 98H56L57 96H58V94H57ZM71 92V93H70ZM75 92V93H74ZM181 92H186V93H184V94H182V95H185V96H182L181 97V99L182 100H179L180 98L178 97L179 96V94L181 93ZM194 94H193V93ZM163 93V94H162ZM165 93V94H164ZM166 93H167V95H166ZM193 95H192V94ZM15 94H16V91H15ZM29 94H30V96H29ZM55 94V95H54ZM57 94V95H56ZM170 94V95H169ZM192 96H191V95ZM195 94H196V96H195ZM36 95V96H35ZM53 95V96H52ZM147 95V94H146ZM177 95V96H176ZM32 96V97H31ZM73 96H72V98H73ZM165 96V97H164ZM169 96V97H168ZM36 97V98H35ZM168 97V98H167ZM172 97H170L169 99H171ZM188 97V98H187ZM192 97V98H191ZM32 98V99H31ZM70 98H71V96H70ZM69 98V99H70ZM196 100H195V99ZM202 98H203V101H202ZM66 99V100H67ZM173 99V101H175ZM186 99H188L189 100V102L191 103V106H188V103H187V101L188 100H186ZM191 99V100H190ZM199 99V100H198ZM208 99V100H207ZM160 100V101H161ZM195 101V102H193V101ZM201 100V101H200ZM205 100V101H204ZM211 101V103H210V101ZM68 101V100H67ZM79 101V100H78ZM77 101V103L79 104V102ZM170 102L172 101V99L171 100H169ZM172 101V102H173ZM207 101V102H206ZM47 102H49L48 104H47ZM51 102V103H50ZM76 102V101H75ZM170 102H168V106H169V104H170V106H172L174 103V105H176V102H173V104H172V102L170 103ZM196 102H200V103H198V105L196 104ZM205 102V103H204ZM209 102V103H208ZM193 103H195L194 105L196 106H194V108H193ZM68 104V103H67ZM70 104H72V103H70ZM74 104V103H73ZM73 104L71 105V108H72V106H73ZM46 105V106H45ZM54 105H56V107L54 106ZM76 103H75V106H73V108L74 107H76ZM79 105H81V103L79 104ZM174 105H173V107L172 108H174ZM178 105L181 107V106H183V107H181V108H177L178 107ZM199 105H201V106H199ZM206 105V106H205ZM40 106H42V107H40ZM170 106H169V108L167 109V107L166 106H163V108H165L166 107V110H165V112H167L168 110H170ZM205 106V107H204ZM252 106V107H251ZM30 107H28V108H25V109H29ZM60 107L63 109V110H61L60 111ZM77 107H80V106H77ZM202 107V108H201ZM36 108H39V109H36ZM42 108V109H41ZM82 109L81 110H83V107H81ZM189 108V109H188ZM229 108V109H228ZM44 109H46L48 112H46L45 113V110ZM77 109L79 110V108H76V111H77ZM236 109V110H235ZM31 110H32V112H31ZM43 110V111H42ZM72 110V109H71ZM70 110V111H71ZM131 110H133V109H131ZM188 110V111H187ZM192 110H193V112H192ZM229 110V111H228ZM69 111V109L66 111V113ZM69 111V112H70ZM73 111V110H72ZM75 111V110H74ZM106 114L108 113V112H106L105 110H103ZM254 111H256V112H254ZM25 112V113H24ZM68 112V113H69ZM80 112V111H79ZM79 112H77V113H79ZM181 112V111H180ZM197 112H199V113H197ZM239 112V113H238ZM65 113V112H64ZM82 113V112H81ZM170 113H171V111H170ZM196 113V114H195ZM32 114V115H31ZM45 114V115H44ZM50 114V113H49ZM61 114V113H60ZM71 114V113H70ZM75 114V113H74ZM163 114L165 115L166 113H164L163 112ZM188 114V115H187ZM192 114V115H191ZM204 114V115H203ZM251 114V115H250ZM10 115H11V113L9 114V117H10ZM47 115V116H46ZM52 115H53V118H51L52 117ZM72 115V114H71ZM167 115V114H166ZM250 115V116H249ZM60 116V117H59ZM68 116H70V115H68ZM73 116V115H72ZM76 116H78L77 118H75V117H73V120L74 121H78L77 122V125H78V123L82 120V118L81 117H83V116H80V115H78V114H76ZM79 116H80V118H81V120H80V118H79ZM168 116V115H167ZM207 116H208V118H207ZM236 116V117H235ZM252 117L253 118V122H252V120H251V118H249V122H247L248 120H247V117ZM8 117V116H7ZM7 117H4V118H6V119H0V125L1 124H3V126H4V124L6 125V121H8V119H9V117L7 118ZM42 117V116H41ZM162 117H163V115H162ZM165 117V116H164ZM163 117V118H164ZM189 117V118H188ZM205 117V118H204ZM59 118V119H58ZM79 118V119H78ZM84 118V117H83ZM54 119H56V120H54ZM62 119H64L63 121H62ZM86 119V118H85ZM183 119V120H184ZM203 119V120H202ZM48 120L47 121H44V122H47V124H49L48 123ZM57 120H59V121H57ZM205 120V121H204ZM256 122H255V121ZM4 123H3V122ZM62 121V122H61ZM74 121H71V122H73L74 123ZM84 119L81 121V123H83V127H86V126H84ZM174 121V120H173ZM202 121H203V123H202ZM259 123H258V122ZM263 122L261 125H260V123L261 122ZM6 122V123H5ZM86 122H87V119H86ZM86 122H85V125H88V122H87V124H86ZM119 122V121H118ZM117 121H116V123H118ZM162 122V121H161ZM175 122V121H174ZM193 122V123H192ZM245 122H246V126H245ZM252 122V123H251ZM57 123H59V124H57ZM167 123V124H168ZM182 123H184V121L182 122ZM199 123H201V124H199ZM243 123H244V126H243ZM258 123V124H257ZM65 124V125H64ZM72 123H70V125H71ZM75 124V123H74ZM71 125L70 127L71 128H75V127H77L76 125ZM120 124V123H119ZM171 124V125H170ZM248 124H250V125H248ZM253 124H255V125H253ZM44 125H46V124H44ZM49 126L48 125V127L50 128L51 127V131L50 130H48V131H50L49 133H51L53 130H52V126ZM79 125H81V124H79ZM78 125V126H79ZM153 125H159V122L156 124V123H153ZM174 125V126H173ZM186 125V126H185ZM204 126V127H202V126ZM239 125V126H238ZM248 125V126H247ZM53 126V129L55 128ZM91 126H92V124H91ZM90 125H88L87 127H91ZM212 126V127H211ZM234 126V127H233ZM256 128H254V127ZM257 126V127H256ZM260 126H263V128L261 127V128H258V127H260ZM2 127V126H1ZM0 127V128H1ZM59 127V128H60ZM68 128L66 129H64L65 131H67L68 129H69V126H67ZM80 127V126H79ZM82 127V126H81ZM82 127V128H83ZM173 127V130L171 129ZM201 127V128H200ZM211 127V128H210ZM239 129H238V128ZM242 127V128H241ZM245 127H247V128H245ZM253 129H251V128ZM59 128H57L55 131L57 132V130H58V132L59 133H56L55 131V135H50L51 137L53 136H55L56 137V135L57 134H60V130H59ZM69 129V131L70 132H73L74 130H72V129ZM82 128H80V130L82 129ZM193 128V129H192ZM218 128V129H217ZM258 128V129H257ZM46 129H48L47 127H46ZM88 129V128H87ZM87 129H85L86 131H88ZM207 129V130H206ZM211 131H210V130ZM235 129V130H234ZM249 129V130H248ZM62 130V129H61ZM64 130H62V132H65ZM72 130V131H71ZM89 130H92V128H90ZM205 130V131H204ZM213 130V131H212ZM221 130V131H220ZM232 130V131H231ZM240 130V131H239ZM247 130V131H246ZM47 131V132H48ZM174 133H173V132ZM208 133H207V132ZM220 131V132H219ZM54 132H52V133H54ZM61 132V133H62ZM68 132V131H67ZM69 132V134H71ZM79 132H81V131H79ZM83 132V131H82ZM81 132V133H82ZM169 132V133H168ZM194 134H193V133ZM85 133H87L88 134V132H85ZM90 133H92V131H90ZM95 133V132H94ZM93 133V134H94ZM168 133V134H167ZM188 133V134H187ZM203 133V134H202ZM64 134H67V133H64ZM63 134V135H64ZM73 134V133H72ZM75 134V133H74ZM74 134H73V136H74ZM77 134H78V131H77ZM77 134H76V136H77ZM213 134V135H212ZM246 135V137H245V135ZM48 136L49 137V135L46 133L45 134V136ZM62 135V134H61ZM63 135H62V137H59V135H57V137H59V138H62V139H57V140H59V143L61 142L62 143V141L64 142V138L65 137H69V136H71V135H64L65 137L63 138ZM79 135V134H78ZM81 135V134H80ZM84 135V134H83ZM90 135L91 134H89V136L87 135V137H90ZM96 135V134H95ZM99 135V134H98ZM103 135V134H102ZM199 135H200V137H199ZM209 135V136H208ZM218 135V136H217ZM259 136L258 138L257 137H253V136ZM75 136V137H76ZM85 136V135H84ZM84 136H82V137H84ZM92 136V135H91ZM101 136V135H100ZM201 136H202V138H201ZM206 136V137H205ZM245 138H244V137ZM251 137L252 136V139L251 138H248V139H246L247 137ZM261 136V137H260ZM47 137V138H48ZM56 137V138H57ZM87 137L85 136V139H86V141H87V143L85 142V144H86V146H87V144L89 143L90 144V138H88L87 139ZM159 139H157V138ZM171 137V138H170ZM238 137V138H237ZM46 138V139H47ZM56 138H55V140H56ZM98 138V137H97ZM198 138V139H197ZM200 138V139H199ZM206 138H209V140L208 139H206ZM246 139V140H243V139ZM254 138V139H253ZM256 138V139H255ZM53 140H54V138H52ZM51 138L49 139L48 138V140L50 141V143H49V141L48 140H46V141H48V143L50 144V146L49 147H51L52 148V146L54 145L53 144V142H51V140H52ZM66 139V138H65ZM173 141H171V140ZM192 139H194V140H192ZM236 139V140H235ZM249 139H251L250 141H249ZM3 140V142L5 141L4 139H2V137L0 136V165H3V166H9V167H14L13 169L14 170H16V171H18L19 172V176H21V175H23L25 178L28 176V174H29V167L30 166H32V163H33V158H32V156L31 155H29V154H20V153H18L16 150H13V149H11V147L8 145V143H6V142H1ZM52 140V141H53ZM54 140V141H55ZM68 140V139H67ZM89 140V141H88ZM100 140V139H99ZM99 140H95V138L94 139H92V142H94V143H92V145L94 144V146H95V142H98ZM138 140H140V141H138ZM171 142H170V141ZM175 140V141H174ZM197 140V141H196ZM202 140V141H201ZM204 140V141H203ZM219 140V141H218ZM254 140V141H253ZM256 140V141H255ZM100 141H102V140H100ZM169 141V142H168ZM193 141H195V142H193ZM206 141V142H205ZM215 141V142H214ZM234 141V142H233ZM240 141L242 142H245L244 144H243V142L242 143H240ZM144 142V143H143ZM198 142V143H197ZM212 142V143H211ZM218 142V143H217ZM250 144H249V143ZM48 143H47V145H48ZM51 143H52V146H51ZM56 144H55V146H53V148L52 149H48L49 151L51 150V151H53L54 153H55V155H59L60 153H61V147L60 146H58V144H57V141L55 142ZM60 143V144H61ZM100 143H102V142H100ZM141 143H143V144H141ZM171 143V144H170ZM203 143H205V144H203ZM170 144V145H169ZM175 144V145H174ZM241 144V145H240ZM242 144L244 145V146H242ZM4 147H3V146ZM56 145H57V147H56ZM91 144H90V146H92ZM165 145H167V147L165 146ZM181 145V146H180ZM171 146V147H170ZM178 147V148H176V147ZM88 147V146H87ZM174 147H175V149H174ZM199 147V148H198ZM264 147V146H263ZM262 147V148H263ZM89 148V147H88ZM122 148V151H124L125 152V154H122V151H120L119 152V150ZM134 148V149H133ZM235 148V149H234ZM261 148V149H262ZM137 149V150H136ZM224 149H225V151H224ZM237 149V150H236ZM133 150V151H132ZM172 150V151H171ZM263 151L262 152H264V149H262ZM48 151V152H49ZM50 151V152H51ZM71 151V154H73L72 152H75V151H73V150H70ZM69 151V152H70ZM131 151V152H130ZM164 151V152H163ZM123 152V153H124ZM130 152V153H129ZM167 152V154H169L168 156H166L167 154H165ZM170 152V153H169ZM229 152V153H228ZM137 153V154H136ZM162 153V154H161ZM172 153V154H171ZM108 154V155H107ZM166 156V158H163V157H165L164 155ZM241 154V153H240ZM129 155H130V157H129ZM159 155V156H158ZM162 157H161V156ZM215 155V156H214ZM116 156H118V155H116ZM115 156V157H116ZM140 156V157H139ZM154 156V157H153ZM174 156V155H173ZM187 156V158H188V156L189 155H186ZM232 156H234V157H232ZM237 156V157H236ZM94 157V156H93ZM162 159H161V158ZM175 157V156H174ZM177 157V156H176ZM179 157V156H178ZM110 158V157H109ZM130 158V159H129ZM141 160H140V159ZM156 160H155V159ZM169 161H172V163L174 162V160H171V158L172 157H170L169 156ZM215 158V159H214ZM218 158V159H217ZM221 158V159H220ZM235 158V159H234ZM78 159V158H77ZM137 159V160H136ZM173 159V158H172ZM127 160V161H126ZM158 160H161V161H158ZM167 160V159H166ZM96 161V160H95ZM152 161H154V162H156V164H153V162ZM185 161V160H184ZM223 161V162H222ZM139 162H141V163H139ZM158 162V163H157ZM167 162H168V160H167ZM180 162V161H179ZM186 162H188V160L187 161H185V163L182 161V163L181 164H183V165H185L186 164ZM231 164H230V163ZM93 163V162H92ZM95 163H93V164H95ZM135 163V164H134ZM170 164H171V162H169ZM175 163H176V161H175ZM225 163V164H224ZM227 163V164H226ZM260 163H261V165L262 166H259L260 165ZM260 163H258L257 165H255V166H257V168L255 169V171H256V174H258V176H261V177H264V168H262V167H264V164H263V161L262 162H260ZM174 164V163H173ZM180 164V163H179ZM211 164H212V166H211ZM222 164V165H221ZM120 165V166H119ZM134 165H136V166H134ZM114 166V167H113ZM123 166V167H122ZM140 165H138V167H139ZM141 166H140V168H138V169H140V170H142V169H146V167H145V165L144 166H142L143 168L141 169ZM147 166H149V164L147 165ZM172 166V165H171ZM180 166V165H179ZM100 167V166H99ZM101 167H102V165H101ZM117 167V168H116ZM145 167V168H144ZM228 167V168H227ZM260 167V168H259ZM115 168V169H114ZM136 168V169H135ZM153 168H155V167H153ZM94 171H93V170ZM109 169H110V171H109ZM116 171H114V170ZM131 169L133 170V171H135V172H133L132 171V175L133 176H131L130 174H131ZM152 169V168H151ZM173 169H175V170H173ZM188 169H190V170H188ZM228 169V170H227ZM262 169V170H261ZM113 170V171H112ZM119 170V171H118ZM178 170V171H177ZM211 170V171H210ZM214 170V171H213ZM229 170H231V171H229ZM109 171V172H108ZM123 171V172H122ZM143 171V170H142ZM146 171V170H145ZM164 171V172H163ZM176 172V173H172V172ZM187 171V172H186ZM193 171V172H192ZM219 171H220V173H219ZM227 171V172H229V173H231L230 175H229V173H225V172ZM112 172H114V173H112ZM122 172V173H121ZM139 172V177H137L138 175H136L137 173ZM179 172V173H178ZM211 172V173H210ZM223 172V174L221 175V173ZM233 172H234V174H233ZM90 173V174H89ZM134 173V174H133ZM163 175H162V174ZM165 173V174H164ZM172 173V174H171ZM93 174V175H92ZM113 175V177H112V175ZM123 174H124V176H125V178H123L124 176H123ZM126 174V175H125ZM169 175V174H171V175H173V176H171L170 175V177H172L171 179H173L172 181H171V179L167 176V175ZM191 174V175H190ZM194 174H196V175H194ZM202 174V175H201ZM221 175V177L223 178H219V176ZM96 175V176H95ZM128 175V176H127ZM136 175V176H135ZM164 175H166V176H164ZM175 175V176H174ZM224 175H226V176H224ZM118 176V177H117ZM131 176V178L132 179H127V177L129 178ZM163 176V177H162ZM176 176H178L177 178H176ZM183 176V177H182ZM184 176H186V177H184ZM194 176H196V177H194ZM211 176V175H210ZM224 176V177H223ZM95 177V178H94ZM103 177V178H102ZM134 177H136V178H134ZM164 177H165V179H164ZM166 177H168V178H166ZM174 177V178H173ZM190 177V178H189ZM192 177V178H191ZM206 177V178H207ZM216 177H218V178H216ZM229 177V178H228ZM106 178V179H105ZM118 178V179H117ZM119 178H120V180H119ZM176 178V179H175ZM205 178V179H206ZM97 179V180H96ZM107 179H108V181H107ZM125 179H127V180H125ZM159 179V180H158ZM162 179V180H161ZM168 179V180H167ZM179 179L181 180V184H180V182H179ZM192 179V180H191ZM216 179H219V180H216ZM225 179H227V181L225 180ZM235 179V180H234ZM105 181V182H101V181ZM113 180V181H112ZM116 180H118V181H120V182H122L123 180H125V183H127V184H124V183H119V184H122L123 186L124 185H126V186H122V185H119V186H116L115 184L117 183L116 182ZM131 180V181H130ZM135 180V181H134ZM150 180V181H149ZM152 179H148V180H146L147 181V183L146 184H148V185H151V184H153L152 183V181H151ZM175 180H177L178 182H175L174 183V181ZM186 180V181H185ZM189 180V181H188ZM222 180V182L223 183H221L220 181ZM106 181L108 182V183H106ZM126 181H128L129 183H130V186H129V183L128 182H126ZM134 181V182H133ZM149 181V182H148ZM158 181V182H157ZM168 181V182H167ZM170 181V182H169ZM187 181L189 182V183H187ZM205 181H207V180H205ZM214 181V180H213ZM212 181V182H213ZM221 183V184H219V182ZM25 182V180L24 179H22V178H20L19 180H18V183L20 184V185H22L23 183ZM110 182H111V184H112V182H113V184L111 185L110 184ZM124 182V181H123ZM132 182V183H131ZM208 182H210V181H208ZM237 182V181H236ZM133 183H134V185H133ZM135 183H138V185H140L139 186V188H137V184H135ZM142 183V184H141ZM150 183V184H149ZM176 183H179L178 185H176ZM190 183V184H191ZM110 184V186H108V185ZM118 184V183H117ZM144 185L145 186V190L146 191H149V192H147V193H149V194H154L152 197H155L156 195H155V191L157 190V189H155V191H154V193H153V189H151V191H150V189H148L150 186H147V185ZM175 184V186H173ZM234 184V185H233ZM115 185V186H114ZM128 185V186H127ZM136 185V186H135ZM180 185V186H179ZM184 185V186H185ZM187 185H189V186H187ZM135 186V187H134ZM151 186H153V188L154 187H157L155 184L154 185H151ZM165 186V185H164ZM171 186H173V187H179L178 189L177 188H173V187H171ZM234 186V187H233ZM238 186V188H237V190L235 189L236 187ZM4 187H7V188H4ZM108 187V188H107ZM110 187V188H109ZM129 189H128V188ZM131 187V188H130ZM148 187V188H147ZM125 190H124V189ZM169 188H171L170 190H169ZM185 188V187H184ZM183 188V189H184ZM187 188H185L186 190H187ZM128 189V190H127ZM165 189V190H164ZM175 189V190H174ZM176 189L178 190V191H180V193H177L178 195H180L179 196V198L183 195V196H185V197H183L184 199H182V197H181V199H178V195H176V200H175V198H173V196H171L170 194H172V193H174L173 192V190L174 191H176ZM184 189V190H185ZM189 189V188H188ZM224 189H222V191H224ZM166 190H168V191H166ZM238 190H240V191H238ZM141 192L142 191H144L143 190V186H142V189L140 190ZM162 191V192H161ZM170 192V193H168V194H165L164 192ZM183 191V190H182ZM201 191H204L203 189H201V190H199L197 193H196V195L199 193V194H202L203 192H201ZM212 192H213V190H211ZM224 192V193H225ZM239 192V194H237ZM14 193V194H13ZM116 193V195H118ZM147 193H143V194H147ZM209 193H210V191H209ZM124 194H122V195H124ZM126 194V195H127ZM163 194V195H162ZM165 194V195H164ZM199 194H198V196H199ZM25 195V196H24ZM30 195V196H29ZM174 195V194H173ZM174 195V196H175ZM133 196V195H132ZM132 196H130V198H134V196L132 197ZM146 195H144V197H145ZM167 196V197H166ZM170 196V197H169ZM195 196V195H194ZM146 197H150V199H152L151 198V196L149 195L148 196V194H147V196ZM130 198H128L129 200H130ZM170 198L171 199H174V200H170ZM195 198V197H194ZM33 199V200H32ZM87 199V198H86ZM85 199V202L87 201V202H95V201H97V202H99V200L100 201H102L101 199L102 198H100L99 200H96V198L94 199V201H93V199H92V201L91 200H89V199H91V198H88L87 200ZM146 199V198H145ZM150 199H148L149 200V203H150ZM154 200V201H155ZM232 200V199H231ZM147 201V200H146ZM171 201V202H170ZM183 201V202H182ZM132 202H133V200H132ZM135 203H136V201H134ZM163 202V203H164ZM192 202V203H191ZM37 203V204H36ZM148 203V202H147ZM155 203H157V202H155ZM186 203V206L184 205ZM187 203H189L191 206H189V204H188V207H187ZM199 203V204H198ZM86 204V203H85ZM88 204V203H87ZM91 204V203H90ZM96 204H99V203H96ZM133 204V203H132ZM157 204H162V202L160 203H157ZM165 205H166V203H164ZM103 205H105L104 203H103ZM129 205H131V204H129ZM173 204H171L170 206L171 207H174V206H172ZM100 206V205H99ZM106 206V205H105ZM184 206L186 207V209H183L184 208ZM175 207H174V209H175ZM190 207V208H189ZM200 207V208H199ZM90 208H92V207H89V210H90ZM98 208V207H97ZM96 208V209H97ZM112 208V207H111ZM111 208H109L108 207V211H109V209H111ZM115 208V207H114ZM129 208H130V206H129ZM202 208V209H201ZM104 209H107V208H104ZM103 209V210H104ZM172 210H174L173 208H171ZM98 210H100L101 211V209H98ZM131 210V209H130ZM143 210H145V209H143ZM129 211V210H128ZM175 211V210H174ZM199 211V212H198ZM96 212V214H97V210L95 211ZM103 212H107V211H103ZM176 212L177 211H175V214H176ZM196 212H198V213H196ZM204 212V213H203ZM102 213V212H101ZM100 213V214H101ZM173 213V214H172ZM193 213V214H192ZM200 213V214H199ZM234 213H238V211H234ZM99 214V213H98ZM170 214V213H169ZM197 214H198V216H197ZM204 214V215H203ZM148 215V216H147ZM201 215V216H200ZM112 216V215H111ZM184 216V217H183ZM231 217L233 216V215H230ZM230 216H228L227 217V222H228V224H227V222H226V226L228 227V228H230L228 231H226V233L227 232H229V233H227V235H235V234H241V232L242 231H240L241 229H242V227L240 226V224H239V222H238V220H235L236 219V217H234V219H233V217L232 218H230ZM91 217H92V215H91ZM183 217V218H182ZM94 218V217H93ZM83 219V220H82ZM95 219V218H94ZM173 219V220H172ZM184 219V220H183ZM187 219V220H186ZM107 220V219H106ZM132 221V223L130 222V221ZM209 222H208V221ZM90 221H92V220H90ZM103 221H105V220H103ZM107 221H110V220H107ZM183 221H187L188 223L190 222V224H188L187 222L185 223L184 222V226H182L181 227V225L183 224L182 222ZM223 221L225 222V220L223 219ZM86 222V223H85ZM126 222H124V223H126ZM130 222V223H129ZM179 223L178 225L180 226H178L177 225V223ZM104 223H107V222H104ZM197 223V224H196ZM199 223V224H198ZM202 223V224H201ZM90 224V225H89ZM99 224V223H98ZM123 224V223H122ZM181 224V225H180ZM192 224V226H193V228H192V226L191 227H189L188 229L186 228L187 227V225H191ZM197 226V229H195L196 227H195V225ZM231 224V225H230ZM88 225H89V227L90 226H92V227H88ZM176 225H177V228H176ZM199 225V226H198ZM21 226H23V228H24V230H23V228L21 227ZM93 226H94V228H93ZM202 226H207L208 228H205V227H202ZM224 226V228H226L225 227V224L223 225ZM18 227H19V229H18ZM236 227V228H235ZM70 228H72V229H70ZM92 228V229H91ZM97 228H99V229H97ZM102 228V229H101ZM204 228V229H203ZM241 228V229H240ZM77 229V230H76ZM193 229V230H192ZM201 229H203V230H201ZM212 230V232H211V230ZM93 230V231H92ZM195 230V231H194ZM18 231V232H17ZM81 231V232H80ZM180 231V232H179ZM190 231V232H189ZM191 231H193V234H192V232ZM197 231H198V233H199V235H200V238H197V237H199V235H198V233H197ZM205 231V232H204ZM206 231H208V232H206ZM239 231V232H238ZM87 232V233H86ZM114 232V233H113ZM185 232V233H184ZM230 232H232V233H230ZM107 233H108V235H107ZM117 233V234H116ZM121 233V234H120ZM181 233H183V234H181ZM207 233V234H206ZM97 235L96 237L97 238H99L101 241L99 242V244L98 243H91L90 241H88L89 239V237H90V235ZM114 234V235H113ZM202 234H205L206 236L205 237H207V238H204L203 240H202V238L203 237H201V235ZM239 234V235H240ZM87 235V236H86ZM186 235V236H185ZM198 235V236H197ZM215 235V236H214ZM219 235H221L220 237H218ZM53 236V237H52ZM123 236V237H122ZM183 236V237H182ZM190 238H189V237ZM193 236V237H192ZM197 236V237H196ZM213 236V237H212ZM185 237H187L186 239H185ZM209 237V238H208ZM117 238V239H116ZM122 238V239H121ZM124 238V239H123ZM189 238V239H188ZM215 238V239H214ZM87 239V240H86ZM192 239L195 241L196 239H198V242L200 241V243L199 244H197L198 242H194V241H192ZM202 241H204L205 240V242L207 243V245H206V243L205 242H201V240ZM208 239V240H207ZM186 240H189V241H186ZM210 241V242H209ZM81 242H84L83 244L81 243ZM104 242V243H103ZM149 242V243H148ZM189 242H190V244H189ZM194 242V243H193ZM208 242H209V244H208ZM243 241H241V242H237L236 244H234V245H232L231 246V248H233L234 246H240V244L239 243H242ZM124 243V244H123ZM155 243V244H154ZM80 244V245H79ZM84 244V245H85ZM197 244V245H196ZM83 245V246H84ZM157 245V246H156ZM192 245V246H191ZM196 245V246H195ZM202 245V246H201ZM247 245V244H246ZM107 246H111V248H109V247H107ZM178 246V247H177ZM205 246V247H204ZM174 247V248H173ZM194 247V248H193ZM205 249H204V248ZM208 247V248H207ZM33 248V249H32ZM83 248V247H82ZM94 248V249H93ZM100 248V250H102V249H104V250H107V248H109V251H108V253L106 252V255H108V254H111V256H112V258H113V255H115L114 257L116 258L115 260H111V261H106V259H103V257H101L102 256V252L100 251V250H98ZM115 248V249H114ZM163 248V249H162ZM183 248V249H182ZM89 249V248H88ZM110 249H113V250H110ZM136 249H138L137 251H136ZM139 249H140V251H139ZM202 249V250H201ZM209 249V250H208ZM242 250L241 248H237V249H235L236 251H239V250ZM31 250V251H30ZM82 250V249H81ZM159 250V251H158ZM18 251V252H17ZM20 251V252H19ZM97 251V252H96ZM116 251V252H115ZM164 251V252H163ZM185 251V252H184ZM187 251V252H186ZM191 251V252H190ZM208 253H207V252ZM24 252V253H23ZM65 252V253H64ZM71 252V251H70ZM110 252V253H109ZM141 252H143V253H141ZM182 252H184V253H182ZM204 252H205V254H204ZM64 253V254H63ZM114 253V254H113ZM189 254V255H187V254ZM182 254V255H181ZM204 254V255H203ZM101 255V256H100ZM105 255V256H106ZM119 255H121L122 257H119ZM162 255V256H161ZM187 256V260L190 262V263H188V262H185L184 263V260H183V258H184V256ZM191 255V256H190ZM204 257H203V256ZM205 255H207V256H205ZM65 256H67V257H65ZM109 256V255H108ZM160 256V257H159ZM172 256V257H171ZM251 256V253H248V251L247 252H242V257L241 256H239L240 258H237V259H239V260H241L242 261V259L243 260H245V258H248V257H250ZM124 257H127L128 259L126 260V258H124ZM191 257H194V258H191ZM207 257V258H206ZM106 258V257H105ZM121 258V259H120ZM125 259V261L124 260H122V259ZM177 258V259H176ZM179 258H181V259H179ZM201 258H203V259H201ZM250 258H252V260H251V263L252 264H254V263H256V264H258V263H260L261 262V260H260V258L257 256V255H252V257H250ZM255 258V259H254ZM102 259V261H100ZM114 259V258H113ZM119 259L122 261V262H118L119 261ZM195 259V260H194ZM259 259V260H258ZM93 260V261H94ZM107 260H109V259H107ZM178 260H180L179 262H178ZM191 260H194V261H196V262H193V261H191ZM199 260V261H198ZM203 260V262H201ZM94 261V262H95ZM106 261V262H105ZM176 261V262H175ZM99 262H96V263H99ZM110 262V263H109ZM116 262H118V263H116ZM163 262V263H162ZM192 262V263H191ZM254 262V263H253Z\"/></svg>","mask_w":264,"mask_h":264},{"label":"built area","instance_id":"obj_3","mask_svg":"<svg viewBox=\"0 0 264 264\" xmlns=\"http://www.w3.org/2000/svg\"><path fill=\"white\" fill-rule=\"evenodd\" d=\"M8 0H0V25L5 27L6 30H13L14 37H5L3 39L0 50V67H1V87H0V115L5 114L7 110H12L15 101L16 91V74L19 68L22 52H23V39L26 36L34 34V28L27 22L9 14ZM73 4H79L85 0H69ZM85 4L94 5V10L99 11L101 8L100 0H93ZM8 114V113H6ZM7 116V115H6ZM5 116V117H6ZM4 118V116H0ZM149 234L159 241L163 246L170 247L175 245L179 238L178 232L174 229L171 219L163 214L155 213L148 218V222L139 231L133 235ZM239 251L234 250L232 254ZM245 253V252H244ZM242 253L227 261H235L237 264H247V260L251 262V256L239 260ZM255 256V255H254ZM261 263V262H260ZM251 264V263H250Z\"/></svg>","mask_w":264,"mask_h":264},{"label":"crops","instance_id":"obj_4","mask_svg":"<svg viewBox=\"0 0 264 264\" xmlns=\"http://www.w3.org/2000/svg\"><path fill=\"white\" fill-rule=\"evenodd\" d=\"M0 181L3 182L2 180ZM36 219V210L27 207L25 203L19 200V198H16V196L10 194L6 195L2 190V184L0 183V225L2 222H11L30 227L32 226V222ZM8 229L11 228L9 227ZM8 229L1 231L0 235L9 234L10 232L7 231ZM2 247L4 246H0V248Z\"/></svg>","mask_w":264,"mask_h":264}]
</instances>
